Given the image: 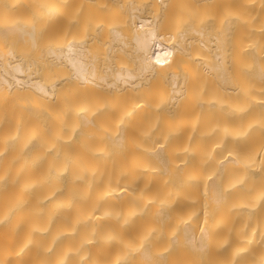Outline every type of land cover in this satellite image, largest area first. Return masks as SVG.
Wrapping results in <instances>:
<instances>
[{"label":"bare ground","instance_id":"bare-ground-1","mask_svg":"<svg viewBox=\"0 0 264 264\" xmlns=\"http://www.w3.org/2000/svg\"><path fill=\"white\" fill-rule=\"evenodd\" d=\"M38 1H40V0H38ZM49 1H51V0H49ZM74 1L75 0H73V2L72 1L68 2L69 6H70V3L72 2L75 4V5L71 4L74 8L78 7L80 3L78 4ZM77 1H79V0H77ZM84 1H82V2H84ZM102 1H103V3L109 2L108 0L107 1L100 0L99 6L102 5V4L100 5V3ZM111 1L112 0H110V2ZM143 1H144V4L140 5V6H137V5L131 6V4H130L129 6H131V8L129 10L127 7H125V8H127L128 11L124 10L123 14L117 13V12L115 14L114 11L110 10V13L111 12H112V14L114 13L113 15H118V14L124 15L123 17L121 16V18L123 20L120 19L121 22L118 21L119 25H121L120 28H115V27L109 28V25H108L109 29H107V27L105 26L107 23L106 24L104 23V25L101 27L102 29H98V30L97 29H95V30L91 29V33L89 32L90 35L86 34L88 38L85 36L87 39H85L84 36H83L84 39H82L83 37L81 39H77V38H79L77 36H80V33L82 34V32H83L84 33L83 35H85L86 30L90 31V28H92L91 25H90L91 27H89V29H88V27L86 29V26H84L85 25L83 22L84 20H82V19L85 17V15L83 18L80 16L81 19L78 17L79 14L77 15V19L79 18L78 20H82V22L78 21V23L80 22V24L82 23L84 25H80L79 29H81L83 26V28L81 30H74L75 28L73 29V27H72L73 25L76 27H79V26H77V25H79V24H77V20L73 19L75 16L71 17V16H73V14H71V12H73V11L75 12V9L73 10L71 6H70L71 8L67 6L68 9L70 8V11L73 10L71 12L67 11L71 15V16H68L69 14H65L66 10H68V9L64 10V13H63V8H64V4H65L64 0H54L52 4L50 2H48V3H50L49 6L52 5V7H53L52 11H51L52 13L51 12H49V13L51 14V17L53 19V22H54L53 25H55L54 27H55V31H56V33L54 31V33H55L54 37H56V38H54L55 39V41L53 43L54 45L52 44L53 47H50L51 49L49 50V54L47 53V56L49 55L48 57L52 58L53 66L51 68L54 71V73H52L54 76L53 81L51 80V83H49V84L47 83V81H49L51 78V76L49 74L50 70H48L49 71V73H48L49 77L46 76L43 79L44 81L47 80L45 78H48L49 80H47L46 82H43L41 79H38L37 78L38 76L35 75L36 73H39V72H37V70H38L37 67L35 68V66H34V64L36 62L35 60H32L33 62L32 61H23V59L21 57H16L13 54L12 50L7 51V53H4L3 51L0 52V264H76L77 262H74L75 260H73V256H75V254L80 256V258L76 256L80 260L82 258H84V260L87 261V259L89 260L90 258H93L91 256L95 257V255H98V256H96V258H97V257H99V254L108 253V252H110V250H113L114 255L117 254L116 255L117 257L113 258V256H111L110 258L115 259L116 261L118 260V262H119L120 256L124 255L121 252L124 251V253H126V251L123 250L124 247L122 248V251H120V249H121L120 247H122L125 243L122 242L123 245L117 243L120 241L119 238L117 237L118 239L116 238L117 239V241L115 242L116 244L114 243L117 247L119 246L117 248L114 244H111L110 241H108L109 237L112 236V238H114L113 234H117L116 231L118 232V230L120 233L119 228H121L125 223L127 224V223L131 222L130 224H134L132 221H134L136 219L137 220L139 219V221H140V218L143 217V216H141L142 213L144 215L146 214L147 216H149L148 214H151L154 216L155 212H157V211H152V209H151L152 213L154 212L152 214V213H150L151 211H150L149 207L153 208V206L155 205V202H156L157 207L156 206H154V207L160 208L161 205L159 206L158 203H161L163 200L164 203L163 202L162 203L165 206H163V204H162V207L167 208L165 210H161V211L159 210V212H157V216L162 218V219H166V218L168 219L170 217H171L170 219H172V216H173L174 217L173 221L176 222L177 219L175 217L178 218L179 214H177V216H176L175 212H180V220L182 219V214L184 216L185 215L187 216L188 214H192L191 216H193L194 215L193 212L194 211L197 212V210L193 209L196 206L193 205V201H191V200L195 199L194 196L197 198V195L199 196V193H197V195H196L194 192L195 190L193 191L194 194H192L193 192H191V191L193 190L194 187H196V189H198L200 191V189L197 187L200 180L199 181L196 180L195 182L192 181L193 183L191 182L192 184L195 183L194 187H192L193 185H191L189 183L191 180H188L189 182L183 181L184 183L187 182V185H185L183 183L185 186H187V187L190 185L191 186L188 187L187 190L185 189L186 193H184L183 192L184 188L180 189V188H182L181 186H183V184L179 185L180 186L179 192L183 193V195H185V196L181 195V198H179L180 194L177 190L178 186L176 185L178 183H176L175 185L177 187L175 185L174 186L177 189L172 188V190L170 189L169 191H171V193H172L173 189H175L174 194H176L175 192L177 190V193L179 195L178 194H176V195H178L179 199H176V198L173 199L171 197H174V195L171 194V196H170L168 194L170 192H168V190H166V189L165 190L167 193L165 192V190H162L161 188L159 191L158 187H157L158 191L153 190L154 188L151 191V185H150L151 182L148 181L149 176H146L147 178L145 179V176H144L145 174H143V173L148 170V168H149V166H151V164H155V165H152L149 168V170L153 166H155L157 168L158 165H160L163 168H167V166L169 164H172V166L175 165L176 160L179 161V159H181L185 163L184 165L186 167L193 165V170H194V163L193 164L191 163L192 162L191 159L193 157V160L195 161V155H192V157L191 156H183L184 155V153H183L182 156H178V157L177 156H171L170 154H169V156H163V149L164 148L163 147L161 148L159 146L156 149L153 148L154 150L152 149L150 152L148 151V153H151L150 154L151 156H145V154L146 155H149V154L146 153L147 151L144 152V150H142V152H144L143 153L144 156H135L137 153L134 154V156H132L133 154L131 156H125L126 152L123 153V151H122V150L125 151V149L119 148V147H122L123 143H126V142L128 143L129 141H132L133 139L134 140L132 142L134 144V141L143 140V142H144L145 138H149V137L153 138L152 140H154L155 138L157 139V137H160V138L165 137V139L164 138L163 139L168 141V142H166V145L168 143H170L171 141H172L171 142L172 144L174 141L177 144L178 143L177 139L180 142L182 141V143H181L182 145L184 143L183 141H186L184 143L185 144L184 150L186 149V145L188 147V144L190 141H192L193 145H194L195 141H202V144L207 142V143H209V145L208 144L207 145L211 146L212 144L210 145V143L213 141L214 146H215V142H217V144L219 142L220 145L226 143L227 146H229V147L233 146L230 148L231 151H229L228 147H227L228 151L225 149L226 152L230 153V156L229 155L224 156L223 154H222L223 156L220 154L219 155L216 154L218 156H216L215 154H214L215 156H209L210 155L209 153H211L213 150V149H211L212 147H209V149H211V152L208 149V154H206L207 156H205L208 159H206L205 157H204L205 160L202 157H201V159L200 158L196 159V160H198L196 162L202 163L201 161H203V163H205V165H206V162L209 163L208 165L212 166V171L216 172V173H214L215 174L214 177L212 176V178L208 181L205 178V182H202L203 184H201L204 186V187H201V188H203V189H201V191H204L208 194L207 195L204 194L207 197V198H205L206 199L205 209L206 208L207 209L204 210V213L202 212L203 216L201 215L202 218L201 217L200 218H201V220L202 219L204 220V221H202L203 224L208 223L209 229H206L207 225H206V227H205V225H203L204 227L198 226L199 225L198 223H197L198 225H194L193 220H195V222H196V219H194V218L192 219L193 225L192 224H186V225L184 224V226H182L183 224L179 225L178 224V222L180 221L179 218H178V222H177V224L181 228L180 234L178 233L177 236L179 237V235L182 234L183 239L186 241V243H187L186 245L188 247L199 250V251L200 250L204 251V250H207L209 247H214L213 249L215 252H213V249H212L211 253H214V255H216L215 256L216 260L213 261V262H216L215 264H223L224 263L223 259L226 255L227 256L229 254L233 255V252L230 253L231 248H230L229 244L227 246V245H225V243H222L221 245L218 243V242H220V235L225 234L224 230H223V225L219 222V220H220L219 218L222 217L224 212H228V210H230V209L233 210V208L237 205H241L243 208L246 207V204L248 202L246 196L250 193L246 187L245 177L247 175L252 174V172L256 169V167L258 168V166H260L261 168L257 169V170L260 169V171L264 167V163L262 162L264 159V140L263 141L260 140L261 136L264 138V126H263L264 124H260L262 127H259V125H257L258 128H256V129H255V127H257L256 125H255V127L251 125V123L255 124L254 122H250V121H249L250 123L248 122L252 126V127L250 126L251 128L248 127L249 125L246 126V123L244 124V122L241 124H237L238 119L236 117L239 118V116L242 115L243 112L241 114H239V116L235 117L236 120L233 119L234 115H233L232 119L229 118L232 116V115L228 114V111L230 113V106L232 109L234 106V108H235L234 109L235 111L233 110L234 113H236V110L239 113H240V111H243V110L245 111V108H247L248 106H246L243 101L247 100V104L249 102L248 101V95H246V94L248 93L250 95L249 96L250 99L253 96H251V94H250L251 92H246L247 89L249 88V86H248V88L245 87V85L241 86V82H242V84H244V83L242 81L243 77L240 78V76L237 77V75H236L237 73H240V71L238 70L239 68L237 69L238 65L236 66L235 69H237L239 72L237 70L234 71V68H232V70H231V68H230L231 63L229 64V66L227 65L229 63L228 62L229 60L231 62L233 56H231V59H229V60L226 59L227 58L226 54L229 51H225L223 39L218 38V37L216 38L213 35V38H215V39H208V42L206 43L205 39H202V36H201L202 32L196 29V27L198 28V26L202 23L201 20L198 21L197 19L195 20V22L198 21L200 23L196 22L197 26L192 24L193 26H195L194 29H196L193 32L198 34L201 37H195V38L190 37L189 35H187V30H181L182 27L178 26V25L179 24L181 25L182 22H183L182 24H185L184 22L186 21V19H187L186 16L188 15V14L186 15V12L187 13L189 12L192 14V11H194L192 9V11L190 12L189 11L190 9L188 8V6L185 5L186 3H183L182 5L183 6L185 5V7H187V9H185V8L183 9V6H181V4H179L182 2L178 3V1H181V0H146V1L143 0ZM185 1L186 0H184V2ZM204 1H206V0H204ZM204 1H202V2L204 3ZM0 2H2V1H0ZM4 2H6V1L4 0ZM42 2H44L45 4L44 3L43 4L45 6H47L46 5L47 0H45V1L42 0ZM90 2H91V4L95 3V1L93 2L91 0H90ZM112 2L115 3L114 0ZM116 2H118V1H116ZM202 2H200V4ZM15 3L16 2H13V4L9 3L10 5H8V7L6 6L7 10L4 8L5 6H3L4 9L2 8V10H4V11L5 10L6 11L14 10V12L12 11V13L17 14L18 10L21 6L19 4H15ZM24 3H26V2H24ZM105 3H104V5H105ZM123 3H121L120 5H122ZM189 3H194V1L191 0V2L189 1ZM195 3H194V5L193 4L192 5L195 6L196 5ZM234 3L235 2H233V3L231 2V8H232V5H234ZM240 3H242V2H240ZM28 4L26 3L25 5H28ZM76 4L78 6H76ZM84 4H86V3L84 2ZM205 4H206V2H205ZM226 4L230 5V2L228 1V3H226ZM96 5H98V3ZM112 5H114V4H112ZM112 5L107 4V6H104V7H106L105 9H108V6H109V7H112L111 9L115 10ZM118 5H115V6H116V8L119 9L120 6L117 7ZM188 5H190V4H188ZM197 5H198V3H197ZM87 6L88 5L86 4V8H87ZM178 6L180 8L181 7L182 8L177 9ZM1 7L2 6L0 4V9H1ZM40 7H41V5H40ZM196 7L198 8V6H196ZM227 7H228V5H227ZM31 8L33 10V7H31ZM83 8H85V5L83 6ZM89 8H90V10L92 9L91 6ZM175 8H176V10L180 9V12L182 11L183 12L182 14L186 15V16L180 17V16H182V14L179 15V11H175ZM231 8L229 7V9H231ZM49 9H51V7H49ZM93 9L95 11L99 10L98 8H97V10L95 8H93ZM93 9H92V11H93ZM173 9H174L175 13L173 12ZM206 9H207V6H206ZM77 10H79V9L77 8L76 11ZM80 10H82V9H80ZM119 10H121V9H119ZM185 10H187V11L185 12ZM231 10H229V11H231ZM234 10H235V13H233V11L229 12V14L231 13V15H229V16H232V15L235 16L236 15L240 20H242L240 17L241 15H237L238 9L236 11V8H234ZM241 10L243 11V8H241ZM4 11L2 13L5 14L6 12H4ZM36 11L34 13H36ZM46 11H48V10H46ZM86 11H88V8ZM92 11H91L92 18L96 19L98 17L100 19V17L97 15L99 13V11H98V13L92 12ZM107 11L108 10H106V12ZM116 11H118V10H116ZM125 11H127L128 13L125 14L126 13ZM240 11H239V13L242 12V11L241 12ZM259 11H260V9H259ZM19 12L21 13L22 11H19ZM41 12L42 11H39L38 14L40 15ZM83 12H85V11H83ZM94 13H96V14H94ZM168 13L171 16L179 15V16H177L176 21H178L180 23L174 21L176 16L171 17L170 20L167 17L168 21L170 23H171V21H172V23L173 22L176 23L175 27L177 26V28L174 27L175 30H174V28L170 27L171 25L170 26L166 25V26H169L167 28L162 23L163 19H165V17L167 15H169ZM193 13H195V12H193ZM22 14H23V12H22ZM47 14L44 13L45 16ZM50 14H49V16H50ZM74 14H76V12ZM93 14L95 16L96 15L97 16L93 17ZM101 14H102V12H100V15ZM106 14H105V16H106ZM108 14H107V16H108ZM112 14H109V15L113 16ZM25 15H24V17H25ZM119 15L116 16L115 18L119 17ZM194 15H198V14H194ZM28 16H30V15L28 14ZM66 16L68 18H66ZM89 16H91V15H89ZM105 16H101V17H105ZM190 16L192 18V15H190ZM227 16H228V14H227ZM245 16H247V15H245ZM20 17H23V16L20 15ZM24 17L22 19L23 21L25 19ZM44 17L42 19H44ZM179 17H180V19L181 18H186V19L185 20L181 19V21H180ZM247 17H249V16H247ZM26 18H27V15H26ZM64 18H65V21H64ZM69 18L73 19V20L71 21ZM119 18H117V20H119ZM193 18L195 19L196 17H193ZM242 18H244V17H242ZM46 19H47V17H46ZM67 19L70 20L69 23H68ZM88 19H90V18H88ZM22 20L20 21V20L15 19V21H13V22L10 20L11 21L10 25H9V23H7V26H4V27L2 26V28L0 27V36H2V37L4 35L6 36L8 33L10 34L11 32H15V34L18 35V33H16V32L22 33L23 31L27 32L29 35L31 30L34 29L33 25H29L30 21H29V24L27 22L26 24L29 25L30 30H26V27H25L26 24L22 23ZM25 20H27V19H25ZM101 20H103V18ZM104 20H105V18H104ZM5 21H7V20H5ZM41 21H43V20H41ZM73 21H76V24H74L75 22H73ZM109 21H110V19H109ZM109 21L107 20L106 22L109 23ZM168 21H166V23ZM50 22H52V21H50ZM87 22H89V21H87ZM87 22H85V23L87 24ZM169 22L167 24H169ZM239 22L240 21L238 20L236 23H239ZM4 23L6 24V22H4ZM101 23H103V22L101 21ZM175 23H173V24H175ZM243 23L244 22H242V24H240V27L243 26ZM32 24H34V23H32ZM116 24H118V23H116ZM247 24H248V26L251 25L249 23H247ZM247 24H246V27H247ZM65 25L68 27H66ZM237 25H239V24H237ZM244 25H245V23H244ZM203 26H204V24H203ZM103 27H105V30L103 29ZM236 27L238 28L239 26H236ZM169 28H171V30ZM201 28L203 29L202 26H201ZM65 29H66V31H65ZM176 29H179V30L176 31ZM183 29H185V28H183ZM244 29H245V27H244ZM92 30H93V32H92ZM218 30L220 31L219 27H218ZM233 30H234V28L232 29V32H234ZM237 30H239V28ZM73 31H74V33H73ZM77 31H78V33L79 32L80 33L76 36V39H75L74 35L77 33ZM240 32L241 31H239V33ZM243 32H244V30H243ZM248 32H246V33H248ZM27 33H25V34H27ZM244 33L242 36L243 38H244ZM188 34H190V33H188ZM196 34H195V36H196ZM30 35L32 36V33H30ZM237 35H238V32H237ZM21 36H22V34H21ZM51 36H52V34H51ZM204 36H205V34H204ZM239 36L241 38V35H239ZM246 36H248V34H246ZM9 37H11V36H9ZM14 37H15V35H14ZM250 37H248V38L250 39ZM255 38H257V37H255ZM8 40L10 41L11 39H8ZM231 40H230V42H231ZM236 41L239 42V39ZM236 41H235V43H236ZM37 42L39 43V41H37ZM195 42H197L196 43L197 45L195 44L196 45L195 48H197V50H199V46H200L203 49L207 48L206 51H208V48H209L210 51L213 53L215 62L212 65H205V66L200 65L201 68H199V70L201 72L199 70H198V72L202 74V77H203V74L205 75L204 77H206V76L208 77V78L207 77L204 78L203 80L210 79V80L206 81L207 83H210V82L212 83V80H213L215 82V84H217V86L211 85V87L215 86L216 89L218 87V91L220 92V93L218 92V96H219L218 98L220 100V103L218 102L219 100L217 101L218 104H217V102L216 103L214 102V101H216V99L214 100L212 97H211V100L213 99L212 101L214 103H211L212 102L211 100H208V102L206 100L207 103H202V102H205L206 98L204 99V97H203L204 101L202 98H200L202 100L199 99L198 101H201V103H202L201 105L204 107V109L210 108L211 110L210 109L209 110L212 111V112H207L208 111L207 110L205 112L203 109V113H205L204 114L205 118L207 117V119H208V117H212L209 114H212V115L215 114L214 116H216L217 113H219V115L221 114L220 119L223 122L220 121V119L218 118L219 119L218 121H220L221 123H220V125H219V122L216 123V121H215V120H217V116H216V117H212L213 118L212 121L214 120V118H216L214 120V122H211L210 121L211 119H208V121L211 122V124H208L210 122L207 123V120L204 119V117H203L204 115H203L202 116L203 120L205 121V123H207V124H204V121L202 123V120L201 121L197 120L198 115L196 113H198V114L200 113L197 111V109L199 110L198 106H196V108H195V106L192 108L189 105L190 106L189 108H191V109L186 108L187 110H191V111H195V112L197 111V112L196 113L194 112L193 113L194 115H192L191 111H190L191 114H188V112H187L188 115L185 114V116H187V121L189 120V118H191V116H192V118L190 119V121L187 122V121H185L186 117L185 118L183 117V119H184L183 123H185L186 126L183 127L184 125L182 123L181 124L183 125L182 127L184 128L185 131L183 130L184 133L183 132L182 133H176V132H178L176 129H179L180 126L177 125L178 128H177V126H176V128H174L175 126H174V123L172 122L173 117L176 115L177 111L180 112L179 110H181V112H182L183 109L182 108L179 109V108H180V106L183 107L185 105V103L183 104V101L185 102V100L189 98V95L188 96L186 95L187 89L188 88L190 89L191 86H194L193 84L192 85L189 84V82L187 81V80H189V78H187L183 73H181V71L185 72V70H183L181 67L186 68V64L189 63V62L187 63V61H185L184 59H186L187 56H189V54H191L193 51L196 50V49L194 50L193 48H191L190 49L191 53L189 52V48L193 47L191 44H194ZM14 43H13V45H14ZM47 43L48 42H46L45 44H47ZM98 44L101 45V46L99 45L100 47L104 46V47H102L104 49L103 51H98V50H100L99 49L100 47L96 51L97 48L95 46H97ZM232 44H234V43H232ZM236 44H239V43H236ZM242 44H241V46L238 45L239 48L237 46H235V48L236 47L238 48V50H237L238 53L242 52V50H240V52H239V49H242L243 45L246 46L247 43L243 44V45ZM256 46H257V44H256ZM259 48H260V46L258 47V49ZM203 49L200 48L201 53L203 52L202 51ZM234 50L235 49H233V51ZM237 51H236V54H237ZM196 52L198 53L199 51H196ZM200 52L198 54V57L202 55V54H200ZM204 52H205V50H204ZM204 52H203V55L205 54ZM230 52L232 53V50H230ZM244 52H245V50L243 51V53ZM261 52L262 53L257 51L256 53H258V54L260 53L259 55H260L261 59H263V61H264V49H262ZM15 53L17 54V51ZM231 53H230V55H233ZM248 53L251 55L246 56L245 59L246 60L248 59V61L251 62L252 59L249 60V58H250V56H251V58L254 57V53L252 50H249ZM236 54H235V56H236ZM208 55H210V54H208ZM239 55L241 56V54H239ZM245 55H247V54L244 53L243 56L245 57ZM5 56H7V58ZM240 56H238V54H237L236 61H237V59H241L243 57V56H241V58H240ZM191 57H190V59H191ZM205 57L203 56V58L207 62V57L206 58ZM247 57H249V58H247ZM201 58H202V56H201ZM208 58H209V56H208ZM121 59H124L123 60L124 62L121 61ZM126 59L129 62L126 61ZM209 59L211 60V58H209ZM209 59H208V62H210ZM257 59H259L258 61L261 60L258 56H257ZM183 60L186 62L184 66L182 64V62L184 63ZM186 60H189V59H186ZM242 60H241V62H242ZM236 61H235V63H236ZM258 61H257V63H258ZM125 62H128L129 64H127V63L123 64ZM245 63H246V61H245ZM253 63H254V61H253ZM191 64H192L191 66H193V63H191ZM259 64L261 65V63H259ZM31 65H33L34 67ZM44 65H45V63H44ZM229 68H230V70H229ZM180 69H182V70H180ZM193 69H196V68H193ZM193 69H192V71H194ZM45 71H47V68L45 69ZM186 71H188L187 68H186ZM42 72H44V71H42ZM232 72L235 73L236 77H234ZM245 72H247V71H245ZM46 73L47 72H44V73H42V75H47ZM191 73H193V72H191ZM255 73H254V75H255ZM257 73L260 74V72H257ZM230 74L232 77L230 76ZM246 74H248V72ZM188 75L191 76L192 74H188ZM199 75L197 76V79H198ZM261 75H262V73H261ZM261 75H259V77ZM195 77H192V78H195ZM239 78L242 80L240 81V83H239L240 86L238 87L237 81H239V80H235V79H239ZM232 79H233V82L235 81L236 83H233ZM262 79H264V78H262ZM200 81H201V83H200L201 85L198 84L199 83L198 80H197V82H198L197 84H198V86L200 85L202 88L203 84L206 82L204 81V83H203L202 80H200ZM259 83H261V82L259 81ZM189 85H190V87H189ZM234 85L235 86L237 85V86L235 87ZM198 86L195 85L194 87H192V88H194L193 90H195V88H197ZM205 86L203 88H205ZM208 87H209V85H208ZM237 87L240 89H238ZM198 89H200V88L198 87ZM242 89H244V90H242ZM249 91H251V90L249 89ZM188 92H189V90H188ZM191 92H192V94L195 93L193 91H191ZM216 92H217V90H216ZM190 93H188V94H190ZM199 93L200 92H198V95L195 97H198V96L200 97ZM253 93H255V92H253ZM253 93H252V95H253ZM159 94L164 96L162 98L163 100L165 99L164 102L162 100L161 103H159L160 102V101H158L160 98ZM219 94L226 101H224L220 97ZM185 95L188 98L184 97ZM207 95H208V92H207L206 96ZM214 95H215V93H214ZM192 96L194 97V95H191L190 98ZM193 97L190 100L192 101V99H193L192 104L194 105L195 104L194 101H197V99L199 97L198 98H193ZM215 98H216V96H215ZM254 98H256V97L254 96ZM235 99H237V101ZM46 100H48V101H46ZM49 100H51V101H49ZM238 100H240L242 104ZM45 101L48 103H46ZM209 101H210V103H209ZM222 101H224L226 103L223 105L224 102L222 103ZM232 101H233V103H230ZM235 101H236V104L234 103ZM19 102H24V104L26 103L27 104V107L25 106L26 108L29 107V104L33 105V103H37V105H39L38 103H41L40 105L43 104V105L47 106V108H48V106L50 105V102H51V104L53 103L52 105L54 108L51 106L50 107L53 108L54 110L53 109H50V110L51 111L53 110L54 113H56V115H54L53 113L52 114L57 118V119L56 118L55 119L58 120L57 122H54V121L53 122L57 123L56 124L57 126L60 124V122L64 123V125L67 123V125H65V126H68V128H69L68 131H70V128H71V134L72 135L69 132H67V133H69L71 135L70 137H73L72 138L73 141L69 138L70 139L69 142H71V143L72 142H75V143L78 142L75 145H79L80 143H83L81 145V148L79 147V149H81V150L78 149L79 152L81 151V153H82V148H84L85 146L90 147L91 145H93L90 143H97L98 142L99 144L101 143L103 145L104 144L106 145V146L104 145V147L102 145L103 149L100 148L104 153L107 154V152H108V154H110L111 153L110 150H112L113 153L118 154L121 152L124 154V156H122V155L121 156H118V155H116V156H113V155L112 156H102L101 154H100V156H95L96 154H93V150H92L93 147H91V151L88 150V147L87 148L85 147L86 148V149L84 148L86 150L85 154L82 153L83 154L82 156H81V154L78 155L77 154L78 150H75V148H78V147L73 148L72 146H74V145H72L71 147L73 149L69 150L71 147L69 149L67 148V147H69L68 145H71V143L68 142L69 143L68 144L65 142L66 139H68L67 138L68 134H67V136H64L66 138L63 141V142H65V144H68L67 147L63 146L64 148H67L68 150L67 149L64 150V148L61 150L64 153L68 151V154L66 153L65 155H62L64 153L61 154V152H60L61 155H59V156H46V155L44 156V154H43V156H40L39 155V153H41L40 151L41 150L43 151V149L45 147L47 148V146H45L47 144L46 143L47 141L45 139V143H46L44 145L45 147L40 150V148L43 147V146L42 147L39 146L42 143V140L41 141L39 140L40 139L39 137L43 136L42 131L40 132L41 135L37 138L38 140L37 139H35V140L28 139V138H31V136L32 137H35V135L38 136L37 134H39V133L36 131H39L38 128H40V127L35 126L34 122H33L34 125H32V126L25 124V120L28 119L27 113H30V115H29V117L31 116L30 119L32 118V116L36 117V118H37V116L36 115L34 116L32 114L33 112L31 110L28 112L23 111V110L18 111V110H20L21 107H23V106L20 107V104H19L20 108H18L16 110V112L18 111L19 113L18 114L16 112L14 114L12 113L13 108H11V107H12L13 103L15 104L14 108H16V106L18 107L17 103H19ZM187 102H188V100L186 101V106H187ZM254 102H256V101H253V103ZM9 103L11 105L10 107H8ZM44 103H46V104H44ZM158 104H161V105L159 106ZM221 104L223 106H225L226 104L227 105L224 108ZM228 104H230V105H228ZM254 104H256V103H254ZM37 105L30 106V108L36 107ZM196 105H197V103H196ZM214 105L218 106L220 111L217 109L218 107H215L217 110L216 109L213 110ZM219 105H221L223 108ZM236 105L239 106L240 109L235 107ZM242 105H244L246 107L244 108V106H242ZM252 107H254V105ZM42 109H43V106H42ZM227 109H229V110H227ZM184 110H183V112L185 113L186 110L185 111ZM247 110L249 111V109H247ZM215 111H217V112H215ZM248 111H245V112L248 113ZM46 112H47V110H46ZM48 112L50 113L49 110H48ZM201 112H202V110H201ZM245 112L243 113L244 115H246ZM22 113L24 115H26V118H23L24 116L22 115ZM41 113H40V115H42ZM222 113H224V114H222ZM252 113L254 114V110ZM15 114H17L16 118H15ZM253 114H250V115L252 116ZM177 115L175 116V118L178 117L177 120H180L181 116H177ZM199 115H202V113ZM159 117H161V119ZM162 117L165 119L168 118L169 120L168 119L167 120L169 122L167 120H164V119H163L164 121H162ZM198 117H200V116H198ZM202 117H200V119ZM244 117L245 116H243V118ZM152 118H154L155 120ZM157 118H158V120H157ZM170 118H172V119L170 120ZM175 118H174V122L176 121ZM195 118L197 121L196 120L194 121ZM148 120H149V122H153V123H154V121L157 122V123L156 122L154 123V125H157V126H155L156 128L153 129V130H155V132H149L148 131L146 133L143 132V134H141V132L136 134L137 133L136 130L138 128H140V126H142L144 124V122H148ZM230 120H232V122L236 121V123L231 124ZM239 120H242V119L239 118ZM239 120H238V123L240 122ZM261 120H263V119H261ZM191 121H193V122H191ZM243 121H244V119H243ZM160 122H162V123L166 122L165 124H167L166 125L167 128L170 126H172V127L174 126L172 128L174 130V132H173V130L171 131V132H173V134L171 136L169 134H167L168 132H170V130L165 128L164 126H163V128H165V130H167V132L166 131L164 132V130H163L162 132H164V134L166 135V136H163L164 134L161 133V131L159 130V129H161L160 127H162V125L161 126L159 125V124H161ZM196 122L197 123L199 122L198 123L199 126L196 125L197 124ZM263 122H264V120H263ZM29 123H30V121H29ZM169 123H170V125H169ZM171 123H173V125H171ZM175 123H177V121ZM200 123H202V124H200ZM49 124H50V120H49ZM145 124H144V126H145ZM177 124H180V123H177ZM192 124H193V126H192ZM230 124L233 126H231ZM56 125L54 124V127L58 128V130L56 129V131H55L56 134H55V132L51 133V134H53L52 137H55V136H57V134H59V136H57V138L58 137L62 138L63 135H62V133H60V131H62L60 129L61 127H59V126L57 127ZM110 125H112V127ZM235 125H236V127H235ZM39 126H41V125H39ZM234 127H235V129H234ZM193 128H195L194 131L192 130ZM248 128H250V129L248 130ZM105 129H106V131H105ZM156 129H158L159 131H156ZM170 129H171V127H170ZM233 129L235 131L237 130V131L241 132V133L238 132L237 136L238 135L240 136V134L241 135L243 134L242 135L243 137L245 135H247V137L245 136V138H247L245 141H244L245 138L242 139L244 144L243 143L242 144L241 143L236 144L237 142L232 141L233 138L231 139V137L235 136V135L233 134L230 137V132H231V130L233 132H235ZM53 130H55V128ZM181 130H182V128H181ZM156 132H158V135ZM65 133H66V131H65ZM154 133H156V134L154 135ZM60 134L62 136H60ZM45 135H47V134H45ZM137 135H139L140 138H138ZM237 136H235L236 139H237ZM166 137H167V139H166ZM168 137L169 138L172 137V140H171V138L169 139ZM235 137H234V139H235ZM248 137H250L251 139ZM255 137H257V138L254 139ZM42 139L44 140V138H42ZM52 139H54V138H52ZM62 139H64V138H62ZM173 139H174V141H173ZM236 139H235V141H237ZM238 139L241 140V138H238ZM242 140L240 142H242ZM54 141H55V139H54ZM156 141H158V140H156ZM132 142H130L128 144H131V146H133ZM51 143H53V140L51 141ZM135 143H136L135 145H138V146L139 145L141 146V144H142L140 142L139 143L135 142ZM49 144L50 143H48L47 145H49ZM56 144H58V142ZM143 144H146V143L144 142ZM143 144H142V146H143ZM107 145H111L112 147L111 146L107 147ZM125 145L123 147H125ZM205 145H204V148L207 151L206 148L208 146L206 147ZM237 145H239V146L236 147ZM51 146H53V144H51ZM98 146H100V145H98ZM114 146H115V148H114ZM127 146H130V145H127ZM152 146H153V143H152ZM197 146H200V145H197ZM224 146H226V145L224 144ZM57 147H58V145H57ZM105 147H107V148H105ZM110 147H111V149L108 151V148H110ZM116 147H118V148H116ZM148 147H151V146H148ZM153 147H155V146H153ZM179 147L181 149V146H179ZM202 147H203V145H202ZM61 148H62V146H61ZM133 148L134 147H131L129 150H131V152H132ZM143 148H144V146H143ZM165 148H166V146H165ZM171 148L173 149V147H170V149ZM188 148H190V147H188ZM194 148H193L192 152L194 151ZM222 148H224V147H222ZM222 148H219L218 150H220ZM56 149H57V151L58 150L60 151V149H58V148H56ZM84 149H83V151H84ZM146 149L149 150L148 148H146ZM167 149H169V148H167ZM47 150L48 149L45 150L46 154H47ZM135 150H133V151L136 152ZM202 150H204V149H202ZM202 150H201L202 154L200 153V151H199V153L201 154V156L202 155L204 156L206 152L204 153V151L202 152ZM87 151H88V154L92 153L93 155L91 154L92 156L91 155L85 156V155H87L86 154ZM169 151L171 152V150H169ZM174 151H173V154H174ZM179 151H181V150H179ZM54 152H55V150H54ZM69 152L71 154H69ZM131 152H130V154H131ZM139 152H140V150H139ZM139 152H138V154L141 153V152L140 153ZM186 152L190 153L187 150H186ZM219 152H221V150ZM42 153H44V152H42ZM194 153H196V152L194 151ZM199 153H197L198 157H199ZM215 153H218V151ZM50 155H51V153H50ZM127 155H128V153H127ZM211 155H212V153H211ZM251 155H253V156H251ZM179 157H182V158H179ZM176 158H179V159H176ZM252 158H254V160L257 158L258 160L261 161V163L257 159L256 160L258 161L259 164L256 162H252L251 161ZM124 160L125 161L131 160L132 163L129 162L128 164L134 165V163H135L136 164L134 166L135 168H132L133 165H130L131 167L128 166V164L125 165L127 168L125 166H123L124 163L126 164V162ZM262 163H263V165H261ZM146 165H149V166L147 167ZM145 166L147 169L145 168ZM155 167H154V169H156ZM175 167L176 166H174V168ZM186 167H185V169H186ZM190 167L188 169H192ZM125 168H126V170H128L129 173L127 171L124 172ZM130 168L134 170V172H132L133 174L130 173V171H131ZM174 168L172 167V169H174ZM209 168H211V167H209ZM172 169H171V171H172ZM185 169H182V170H185ZM158 170H161V168ZM178 170H180V169H178ZM199 170H201V169H199ZM185 171L188 172L187 169ZM185 171L183 172V174H185ZM192 171H189L191 173H189V172L187 173L188 179H192V177H193ZM205 172H207V171H205ZM147 173H148V171H147ZM258 173H259V171H258ZM183 174H182V176H183ZM189 174L191 175V177H189L190 176ZM196 174H194V178H195ZM209 174H210V176H211V174L213 175V173H211V172ZM209 174H208V176H209ZM129 175H131V176H129ZM141 175H143V176H141ZM148 175H150V173ZM197 175L199 176V174H197ZM140 176H141V179H140ZM165 176H166V174H165ZM142 177H144V178H142ZM166 177H164V178H166ZM129 178H130V181L128 180ZM150 178H151V175H150ZM164 178H163V180H164ZM131 179H134L133 182L136 184V186L131 181ZM196 179H197V177H196ZM123 181H125L126 184H128V185L127 186H126V184L124 185ZM128 181L130 183H127ZM143 181L146 182V185H145V182H143ZM138 183H140V184H138ZM121 184H123V186ZM147 184H149L150 186ZM172 184H173V182H172ZM179 184H180V182H179ZM129 185H131L132 188ZM137 185H139L140 188ZM156 185H158V184H156ZM133 186H135V188ZM146 186H147V188H146ZM205 186H206V189H205ZM122 187H125V188H122ZM148 187H150V188H148ZM172 187H173V185H172ZM144 188H146V189H144ZM191 188H192V190H189ZM251 190L252 189H250V192H251ZM153 191H155V192H153ZM201 191H200V193H201ZM149 192H151V193H149ZM190 192H191V194H188ZM152 193H154V194L156 193L155 196ZM246 193H248V194L246 195ZM186 195H188V197ZM167 196L169 198H167ZM189 196H192L193 199H192V197H189ZM175 197H177V196H175ZM183 197H185V198H183ZM186 197L188 198V200ZM155 198H156V200H155ZM189 199H191V200H189ZM169 201L172 204L171 207H168V206H170L169 205L170 203H168ZM196 201L194 200V202H196ZM139 203H140V205L142 204L141 207H140ZM151 203H154V205L153 204L151 205ZM166 203L168 204V206H166ZM137 204L140 207V208L138 207V209L142 210V211H140L141 213L139 212L140 214L136 211V210H138V209H136ZM191 204L193 205V208H192ZM144 206H146V207L144 208ZM188 206H191V208H190V210L188 209L186 211V208ZM199 206H200V203H199ZM262 206L260 208H262ZM252 207H250V208H252ZM197 208H198V206H197ZM143 209H145V210H143ZM183 209H184V211H186V212H184L185 214L182 212ZM148 210H149V213L147 214ZM153 210H154V208H153ZM189 211H191V212H189ZM172 212L174 213L175 216L172 215L173 214ZM181 212H182V214H181ZM151 215H150V217H151V219H153V216H151ZM196 215H197V213H196ZM147 216H146V218L150 219ZM186 216L183 217V219L189 218ZM155 217H156V215H155ZM160 218H157V219H160ZM205 218H207L206 221L208 219H210V220H208L206 223ZM145 220H147V219H145V217H144V219L142 221L144 222ZM139 221H137V222L139 223ZM142 221H140V224ZM149 221H151V220H149ZM173 221H172V223H173ZM188 221H189V219H188ZM209 221H211V224H215L214 226H211L212 228L209 227V224H210ZM157 222H159V221H157ZM199 222H200V220H199ZM145 223H147V222L145 221ZM169 223H170V221H169ZM169 223H168V225H169ZM117 224H118V226L120 224H123V225H121V227L118 228L116 226ZM115 227L117 230L115 229ZM123 227H125V226H123ZM132 228H133V226H132ZM145 228H147V227H145ZM122 229H124V228H122ZM134 229H133V231H136V229L135 230ZM157 229H159V226ZM126 230H127V228H126ZM130 231H132V230H130V228H129V235H127L128 233H126V234L124 233V234L126 236L130 237V233H131ZM149 231H151V228ZM262 231L264 232V229ZM121 232H123V231H121ZM136 232H140V231H136ZM124 234L121 236L124 237L125 236ZM138 234H140V233H138ZM141 234H143V233H141ZM131 237H133V236L131 235ZM106 238H108V239H106ZM124 238H126V237H124ZM124 238H123V240H124ZM261 238H262L261 243L264 244V237H261ZM136 240H134V241H136ZM148 240L150 241L149 237H148ZM73 241H76V242H73ZM127 241L129 242V240H127ZM107 242H109V243H107ZM140 243H141L140 246H142V242H140ZM127 244H130V243H127ZM148 244H150V243H148ZM144 245H146V244H144ZM150 245L153 246L152 244H150ZM151 246H149V247H151ZM183 246H185V245H183ZM129 247H131V246H129ZM132 247H134V246H132ZM153 247H156V246L154 245ZM146 248L147 247H145L143 252H142L143 249L140 250L142 252V253L140 252V255H142V257L144 259H146V258L148 259V257H150L151 249H152V251L155 250V249L151 248V249H149L150 251H148V248L147 249ZM114 249H116V251ZM137 249H139V248H137ZM157 249L158 248H156V250ZM126 250H128V247ZM132 250H133V248H132ZM209 250H210V248H209ZM117 251L122 255H119V253H117ZM131 251L128 250V254ZM133 252H135V251L133 250ZM155 252H157V254H155L153 252L152 253L157 255V256H160V255H158V251H155ZM159 252H161V250H159ZM113 253H111V254L108 253V254L112 255ZM108 254H105V256ZM109 255H108V257H109ZM155 255H152V257H154ZM230 255L228 256V258L230 257ZM101 256L103 257L104 255H101ZM263 256H264V253L261 254L262 260L260 259L261 260L260 264H264L263 263L264 262ZM124 257H125V255H124ZM96 258L92 259V261L93 260L94 261L90 262V264H92V263L94 264L95 260H97ZM103 258H105V257H103ZM103 258H102V260H103ZM137 258L138 257H135V259H137ZM102 260L100 258V264H101V262L103 263ZM106 260H108L109 264L112 263V260L109 261V258L108 259L106 258V259H104V262H105L104 264H108V263H106L107 262ZM115 260H113V262ZM137 261H139V258L137 259ZM137 261H135V262H137ZM82 262H81V264H82ZM97 262H99V261L97 260L95 262V264H97ZM141 262H140V264H141ZM78 264H80V262ZM124 264H126V263H124Z\"/></svg>","mask_w":264,"mask_h":264},{"label":"rangeland","instance_id":"rangeland-1","mask_svg":"<svg viewBox=\"0 0 264 264\" xmlns=\"http://www.w3.org/2000/svg\"><path fill=\"white\" fill-rule=\"evenodd\" d=\"M0 1H2V2H0V4H1V11H0V27L2 28V26L4 27V26H7V23H9V25H10V22L12 21H15V19H17V20H22L23 19V17H24V15L26 14L27 15V18H26V15H25V19H27V20H25L24 19V21L22 20V23H27L28 22V24H29V21H30V24L29 25H33V30H31V32L30 33H32V36L30 35V33H29V35H28V33L27 32H16V33H18V35H16L15 34V32H11L10 34L8 33L5 37L3 36H0V41L2 42H0V52L1 51H3L4 53H7V51H9V50H12V52H13V54L16 56V57H21L22 59H23V61H32V60H35L34 62H35V64H34V66H35V68L37 67V69L39 70H37V72H39V73H36L35 75L36 76H38L37 78L38 79H41L43 82H46L47 80H49L48 78H45V79H47V80H43L44 79V77H46V76H48L49 77V74H50V76H51V78H50V80L49 81H47V83L49 84V83H51V80L53 81V78H54V76H53V74L52 73H54V71H53V69L51 68L52 66H53V64H52V58H50V57H48L47 56V53L49 54V50L51 49L50 47H53V43H54V41H55V39L54 38H56V37H54L55 36V33H56V31H55V25H53V19H52V17H51V14L49 13V12H51L52 11V5L51 6H49L50 5V3L52 4L53 3V1L54 0H51V1H49V0H47V6H45L44 4V2H42V0H40V1H38V0H5L6 2H4V0H0ZM12 1V2H11ZM26 2L28 5H25L26 3H24V2ZM45 1V0H44ZM70 1H72L73 2V0H64V8H63V13H64V10H66V9H68V7H72V9L74 10L75 9V12H76V14H74L75 12L73 11V10H71V11H73V12H71L70 11V8L68 9V10H66V12H65V14H69L68 16H71L70 15V13H68L67 11H69V12H71V14H73V16H71V17H74L73 19L75 20H77V24H79V25H77V26H79V27H76V26H72L73 27V29L74 30H81L82 28H83V26H82V28L81 29H79L80 28V25H84V26H86V29H87V27H88V29H89V27H91L92 26V28H90V31L89 30H86L85 28V30H86V32H85V35H83L84 33L82 32V34L80 33V36H77L79 33H78V31H77V33L74 35V37H75V39H76V36L77 37H79V38H77V39H81L83 36L85 37H87V35H90V33H91V29H102L101 27L104 25V23L106 24L105 26L107 27V29H109V28H112V27H115V28H120V26L121 25H119V22L118 21H120L121 22V20L120 19H122L121 18V16L123 17L124 15H119V17H117V18H119V20H117V18H115L116 16H118V15H113L112 14V12L110 13V10L111 11H114L115 12V14H116V12L117 13H124V10H127V8H128V10L131 8V6H140V5H143L144 4V1L143 0H114L115 1V3L114 2H110V0H108L109 2H107V3H105V5H104V3H103V1L100 3V5L101 6H99V2H100V0H91V1H95V3H93V4H91V2H90V0L87 2L86 0L84 1V0H82V1H84L88 6H87V8H88V11L90 10V6L92 7V9L93 8H95L96 10H97V8L99 9V10H97V11H95L94 9H93V11H92V9L88 12V11H86L87 10V8H86V4H84V2H82L81 0H79V1H77V0H75L74 2H76V3H80L79 4V6L76 4V6H78V7H73L71 4H73V5H75L74 3H70V6H69V3L68 2H70ZM97 1V2H96ZM105 1H107V0H105ZM116 1H120L119 3L118 2H116ZM132 1V2H131ZM136 1V2H135ZM141 1V2H140ZM146 1V0H145ZM190 2H191V0H189ZM189 1L188 0H186L185 2H184V0L182 1H178V3L179 2H182V3H179V4H181V6H183L182 4L183 3H186L185 5L186 6H188V8L190 9L189 11L191 12L192 11V9L194 10V11H192V14L191 13H187L186 11L187 10H185V12H186V15H183L182 13V11L180 12V9L182 8H180L179 6L177 7V9L178 8H180L179 10H176V8H175V11H179V15H181L182 14V16H180V17H184V16H186L187 17V19L186 18H181V19H186V21L184 22L185 24H182L181 23V25L179 24L178 26H181L182 28H181V30H187V35H189L190 37H201L202 36V39H205V41H206V43L208 42V39H215V38H213V35H214V37H218V38H221V39H223V42H224V46H225V51H229V52H227V58L226 59H231V56H233L232 57V60H231V62H230V60L228 61L229 63L227 64L228 66H229V64L231 63H233L232 65L230 64V68H231V70H232V68H234V71L235 70H237L238 68V70L240 71V73H237L236 75H237V77H239L240 76V78H242V79H235V80H239V81H237V85H238V87L240 86V81L242 80L243 81V83L244 84H242V82H241V86L242 85H245V87H247L248 88V86H249V88L247 89V91L246 92H251L250 94H251V96H253V97H251V99L249 98V94L247 93L246 95H248V101L250 102H248V104H247V100H245L244 98V100L245 101H243L244 102V104L246 105V106H248L247 108H245L246 106H244V105H242V106H244V108H245V111H248L247 109H249V111H248V113H246L244 110L243 111H240V113L236 110V113H234V106H233V109L231 108V106H230V113H229V111H228V114L229 115H232L231 117H229V118H233V115H234V120H236L235 119V117L236 116H239V114H241L242 112L244 113H246V115H244L243 113H242V115H240L239 116V118L240 119H242V120H239V118L238 117H236L240 122L238 123V120H237V124H241V123H243L244 122V124L246 123V126L247 125H249L248 127H250L251 125L252 126H254L255 127V125L257 126V125H259V127H262L260 124H264V122H263V120H264V79H262V78H264V61H263V59H261V57H260V53H262L261 51H262V49H264V0H206V1H204V0H192V1H194V3L196 4L195 6H193L194 5V3H189ZM202 1H204V3L202 2ZM228 1L230 2V5L229 4H226V3H228ZM13 2H16L15 4H19L20 6V8H19V10H18V13L17 14H13L12 13V11L14 12V10H12V11H6L7 10V7H8V5H10L9 3H12L13 4ZM19 2V3H18ZM42 2V3H41ZM48 2H50V3H48ZM124 2V3H123ZM128 4H127V3ZM200 2H202L201 4H200ZM205 2H206V4H205ZM231 2L233 3V2H235L234 3V5H232V8H231ZM240 2H242V3H240ZM5 3V4H4ZM7 3V4H6ZM32 3V4H31ZM44 3V4H43ZM98 3V5H96ZM110 3V4H109ZM121 3H123L122 5H120ZM197 3H198V5H197ZM210 3V4H209ZM238 3V4H237ZM31 4V5H30ZM35 4V5H34ZM38 4V5H37ZM68 4V5H67ZM91 4V5H90ZM107 4L108 5H112V4H114V5H112L113 7H114V9L115 10H113V9H111L112 7H109L108 6V9H105L106 7H104V6H107ZM119 4V5H118ZM131 4V6H129ZM188 4H190V5H188ZM193 4V5H192ZM205 4V5H204ZM40 5H41V7H40ZM85 5V8H83V6ZM115 5H118L117 7H119V9H121V10H119L118 8H116V6ZM185 5L183 6V9L185 8V9H187V7H185ZM209 5V6H208ZM227 5H228V7H227ZM260 5V6H259ZM3 6H5L4 8L6 9L5 11L4 10H2V8H3ZM7 6V7H6ZM35 6V7H34ZM66 6V7H65ZM68 6V7H67ZM191 6V7H190ZM194 8H193V7ZM196 6H198V8L196 7ZM201 6V7H200ZM206 6H207V9H206ZM263 6V7H262ZM23 7V8H22ZM31 7H33V10H32V8ZM49 7H51V9H49ZM82 7V8H81ZM100 7V8H99ZM102 7V8H101ZM125 7H127V8H125ZM229 7L232 9H229ZM262 7V8H261ZM3 8V9H4ZM28 8V9H27ZM82 9V10H77L76 11V9ZM125 8V9H124ZM234 8H236V11H237V9H238V14L237 15H241L240 17H241V19L242 20H240L236 15V17L238 18H236L235 16H229V15H231V13L229 14V12H232L233 11V13H235V10H234ZM241 8H243V11L241 10ZM48 10V11H46V10ZM84 9V10H83ZM104 9V10H103ZM196 9V10H195ZM259 9H260V11H259ZM262 9V10H261ZM24 10V11H23ZM30 10V11H29ZM36 11V13H34L35 11ZM106 10H108L107 12L109 13V14H112L113 16H111V15H109L107 12H106ZM116 10H118V11H116ZM123 10V11H122ZM127 10V11H128ZM228 10V11H227ZM229 10H231V11H229ZM242 12H241V11ZM6 12L5 14L4 13H2V12ZM16 11V10H15ZM19 11H22L23 12V14H22V12L20 13ZM33 11V12H32ZM39 11H42L41 12V14L39 15L38 14V12ZM83 11H85V12H83ZM91 11L92 12H96V13H98V11H99V13L97 14L99 17H100V19L97 17L96 19H94V18H92V13H91ZM108 14V16H107V14L105 13V12ZM127 11H125L126 13L125 14H127L128 12ZM239 11L241 12V13H239ZM11 12V13H10ZM48 14H47V13ZM87 12V13H86ZM100 12H102V14L100 15ZM173 12H174V9H173ZM172 12V13H173ZM184 12V13H185ZM193 12H195V13H193ZM226 12V13H225ZM228 12V13H227ZM262 14H261V13ZM8 13V14H7ZM34 13V14H33ZM43 13V14H42ZM44 13L45 14H47L48 16H49V14H50V16L48 17L47 15L45 16L44 15ZM52 13V12H51ZM81 13V14H80ZM84 13V14H83ZM86 13V14H85ZM90 13V14H89ZM96 13H94V14H96ZM171 13V12H170ZM175 13V12H174ZM232 13V14H233ZM28 14L30 15V16H28ZM79 14V18H80V16L83 18L84 17V15H85V17L82 19V20H84L83 22H84V24H80V22L78 23V21H81L82 22V20H78L77 19V15ZM93 14V17H96L95 15ZM105 14H106V16H105ZM169 14V13H168ZM178 14V13H177ZM194 14H198V15H194ZM227 14H228V16H227ZM244 14V15H243ZM261 14V15H260ZM6 15V16H5ZM13 15V16H12ZM16 15V16H15ZM19 15V16H18ZM20 15L21 16H23V17H20ZM35 17H34V16ZM88 15V16H87ZM89 15H91V16H89ZM173 15V14H172ZM179 15H175L176 16V18H175V22H178V21H176L177 20V16H179ZM190 15H192V18H191V16ZM243 15V16H242ZM245 15H247V16H249V17H247V16H245ZM37 16V17H36ZM45 16V17H44ZM88 18H90V19H88ZM101 16H105V17H101ZM174 15L173 16H171L170 14L169 15H167L166 17H165V19H163V25L164 26H166V25H171L170 27L171 28H174L175 27V25H176V23L175 22H173V23H175V24H173L172 23V21H171V23L168 21V18H169V20H170V18L171 17H175ZM203 16V17H202ZM4 17V18H3ZM31 17V18H30ZM44 17V19H42ZM46 17H47V19H46ZM51 17V18H50ZM70 17V18H71ZM114 17V18H113ZM168 17V18H167ZM180 17H179V20L181 21V19H180ZM193 17H196L195 19L193 18ZM199 19H198V18ZM231 17V18H230ZM242 17H244V18H242ZM20 18V19H19ZM66 18H68L67 16H66ZM69 18V19H70ZM92 18V19H91ZM103 18V20H101ZM104 18H105V20H104ZM110 19V21H109V19ZM203 18V19H202ZM14 19V20H13ZM73 19H70L71 21L73 20ZM81 19V18H80ZM167 19V20H166ZM190 19V20H189ZM201 20V22L204 24V26H203V24L201 23L200 25L203 27V29L201 28V26L199 25L198 26V28L196 27V29L197 30H199V31H201L202 32V35L201 36H199L198 34H196V33H194L193 31L194 30H196V29H194V27L195 26H197V24H196V22L197 23H200V22H198V21H196L195 22V20ZM224 19V20H223ZM245 19V20H244ZM5 20H7V21H5ZM11 20V21H10ZM41 20H43V21H41ZM68 20V19H67ZM70 20H68V23L70 22ZM89 21V22H87V21ZM92 20V21H91ZM98 20V21H97ZM109 21V23L108 22H106V21ZM116 20V21H115ZM123 20V19H122ZM168 21L169 22V24H167L166 23V21ZM188 20V21H187ZM229 20V21H228ZM240 21L239 23H236L237 21ZM32 21V22H31ZM45 21V22H44ZM50 21H52V22H50ZM64 21H65V18H64ZM101 21L103 22V23H101ZM105 21V22H104ZM113 21V22H112ZM183 21V20H182ZM204 21V22H203ZM222 21V22H221ZM247 21V22H246ZM4 22H6V24L4 23ZM49 22V23H48ZM67 22V21H66ZM73 22H75L74 24H76V21H73ZM85 22H87V24L85 23ZM165 22V23H164ZM190 22V23H189ZM194 22V23H193ZM229 22V23H228ZM242 22H244L245 23V25H244V23H243V26L245 27V29H244V27L243 26H241L240 27V24H242ZM32 23H34V24H32ZM37 23V24H36ZM48 23V24H47ZM99 23V24H98ZM112 25H111V24ZM116 23H118V24H116ZM178 23H180V22H178ZM177 23V24H178ZM222 25H221V24ZM247 23H249V24H251L250 26H248V24ZM5 24V25H4ZM28 24H26V30H30L29 29V25ZM47 24V25H46ZM65 24V23H64ZM98 26H97V25ZM121 24V23H120ZM192 24H194L195 26H193ZM237 24H239V25H237ZM246 24H247V27H246ZM40 25V26H39ZM68 25V24H67ZM91 25V26H90ZM94 25V26H93ZM108 25H109V28H108ZM119 25V26H118ZM183 25V26H182ZM186 25V26H185ZM220 25V26H219ZM239 26L238 28H239V30H237L238 28L236 27V26ZM37 26V27H36ZM44 26V27H43ZM66 26V25H65ZM100 26V27H99ZM169 26H166L167 28L169 27ZM189 26V27H188ZM213 26V27H212ZM42 27V28H41ZM50 27V28H49ZM66 27H68V26H66ZM99 27V28H98ZM207 27V28H206ZM218 27H219V29H220V31L218 30ZM236 27V28H235ZM259 27V28H258ZM39 28V29H38ZM41 28V29H40ZM171 28H169L170 30H171ZM175 28H177V26L175 27ZM175 28H174V30H175ZM180 28V27H179ZM183 28H185V29H183ZM190 28V29H189ZM214 28V29H213ZM234 28V32H232V29ZM248 28V29H247ZM103 29L105 30V27H103ZM193 29V30H192ZM242 29V30H241ZM247 29V30H246ZM255 29V30H254ZM177 30H179V29H176V31ZM189 30V31H188ZM204 30V31H203ZM231 30V31H230ZM243 30H244V32H243ZM263 30V31H262ZM33 31V32H32ZM40 31V32H39ZM53 31V32H52ZM54 31H55V33H54ZM65 31H66V29H65ZM175 31V32H176ZM211 31V32H210ZM236 31V32H235ZM239 31H241L240 33H239ZM249 31V32H248ZM253 31V32H252ZM46 32V33H45ZM76 32V31H75ZM90 32V33H89ZM92 32H93V30H92ZM174 32V31H173ZM237 32H238V35H237ZM246 32H248V33H246ZM258 32V33H257ZM25 33H27V34H25ZM54 33V34H53ZM73 33H74V31H73ZM188 33H190V34H188ZM234 33V34H233ZM242 33V34H241ZM243 33H244V38L242 37L243 36ZM251 33V34H250ZM21 34H22V36H21ZM51 34H52V36H51ZM87 34V35H86ZM195 34H196V36H195ZM204 34H205V36H204ZM246 34H248V36H246ZM14 35H15V37H14ZM35 35V36H34ZM239 35H241V38H240V36ZM258 35V36H257ZM8 36V37H7ZM9 36H11V37H9ZM31 36V37H30ZM212 36V37H211ZM252 38H251V37ZM2 37V38H1ZM13 37V38H12ZM29 37V38H28ZM44 37V38H43ZM84 37L82 38V39H84ZM85 37V39H87ZM90 37V36H89ZM230 37V38H229ZM248 37H250V39L248 38ZM255 37H257V38H255ZM36 38V39H35ZM50 38V39H49ZM52 38V39H51ZM233 38V39H232ZM255 38V39H254ZM8 39H11L10 41L8 40ZM21 39V40H20ZM28 39V40H27ZM232 39V40H231ZM239 39V42L238 41H236V40H238ZM243 39V40H242ZM248 39V40H247ZM257 39V40H256ZM25 40V41H24ZM230 40H231V42H230ZM236 41V43H239V44H236L235 43V41ZM246 42H245V41ZM252 40V41H251ZM254 40V41H253ZM7 41V42H6ZM27 41V42H26ZM37 41H39V43L37 42ZM52 41V42H51ZM216 41V40H215ZM242 41V42H241ZM15 42V43H14ZM37 42V43H36ZM46 42H48L47 44H45ZM51 42V43H50ZM217 42V41H216ZM13 43H14V45H13ZM19 43V44H18ZM197 42H195L194 44H191L193 47H190L189 48V52H190V49L191 48H193L195 51H193L191 54H189V56L191 57V59H190V57L189 56H187V58L186 59H189V60H186V59H184L185 61H187V63L188 64H186V68H187V70L188 71H186V68L184 67H181L183 70H185V72L183 71H181V73H183L187 78H189V80H187L188 82H189V84H193L194 86L195 85H197L198 86V84H200L201 83V81L200 80H202V82L204 83V81L206 82L207 80H210V79H206V80H203L204 78H206V77H204L205 75L203 74V77H202V74L201 73H199L198 72V70H199V68H201V66L203 65V66H205V65H212L214 62H215V59H214V56H213V53L210 51V49L208 48V51H206L207 50V48H202V47H200L199 46V50H197V48H195V46L197 45L196 44ZM232 43H234V44H232ZM243 43V44H246V46L245 45H243V48L242 49H239V52H240V50H242V52H240V53H238V45H240L241 46V44ZM255 43V44H254ZM53 44V45H52ZM196 44V45H195ZM231 44V45H230ZM256 44H257V46L259 47L260 46V48L258 49V47L256 46ZM263 44V45H262ZM24 45V46H23ZM100 44H98L97 46H95L97 49H96V51L98 50V48L101 46H99ZM234 45V46H233ZM250 45V46H249ZM253 45V46H252ZM3 46V47H2ZM20 46V47H19ZM227 46V47H226ZM229 46V47H228ZM235 46H237L236 48H235ZM245 46V47H244ZM256 46V47H255ZM22 47V48H21ZM29 47V48H28ZM42 47V48H41ZM102 47H104V46H102ZM102 47H100L99 49L100 50H98V51H103L104 49L102 48ZM198 47V46H197ZM3 48V49H2ZM200 48L201 49H203L202 51L204 52V50H205V54L203 55V52L201 53L200 52ZM228 48V49H227ZM241 48V47H240ZM246 48V49H245ZM5 49V50H4ZM26 49V50H25ZM28 49V50H27ZM102 49V50H101ZM233 49H235L234 51H233ZM261 49V50H260ZM19 50V51H18ZM39 50V51H38ZM230 50H232V53L230 52ZM245 50V54H247V55H245V57L243 56V51ZM249 50H252L253 51V53H254V57H252L251 58V56H250V58L249 57H247V58H249V60H251L252 59V63L250 62V61H248V59L246 60L245 58H246V56H249V55H251V54H249L248 53V51ZM17 51V54L15 53ZM27 51V52H26ZM47 51V52H46ZM196 51H199L200 52V54H202L201 56H202V58H201V56H199L198 57V54H199V52L197 53ZM236 51H237V54H238V56H240L239 54H241V56H243L242 58H241V56H240V58L241 59H237V61H236V56H237V54H236ZM257 51H259L260 53L258 54V53H256ZM2 52V53H3ZM45 52V53H44ZM3 53V54H4ZM42 53V54H41ZM197 55H196V54ZM230 53L231 54H233V55H230ZM243 53V54H242ZM194 56H193V55ZM207 54V55H206ZM208 54H210V55H208ZM235 54H236V56H235ZM18 55V56H17ZM32 55V56H31ZM39 55V56H38ZM230 55V56H229ZM46 56V57H45ZM203 56L205 57H207V62H206V60L203 58ZM208 56H209V58H211V60L208 58ZM257 56L261 59L260 61H258L259 59H257ZM6 58H7V56H5ZM189 57V58H188ZM205 57V58H206ZM230 57V58H229ZM239 58V57H238ZM40 59V60H39ZM208 59H209V61L211 62H208ZM214 59V60H213ZM243 59V60H242ZM258 61V63H257V61ZM124 59H121V61H123ZM183 60V61H184ZM191 60V61H190ZM194 60V61H193ZM205 60V61H204ZM236 61V63H235V61ZM241 60H242V62H241ZM51 61V62H50ZM120 61V60H119ZM126 61H128L127 59H126ZM184 61V63L182 62V64H183V66L185 65V62ZM196 61V62H195ZM245 61H246V63H245ZM253 61H254V63H253ZM262 61V62H261ZM33 62V61H32ZM42 62V63H41ZM49 62V63H48ZM124 62V61H123ZM129 62V61H128ZM128 62H125V63H123V64H129ZM193 63V66H191L192 64L191 63ZM202 62V63H201ZM44 63H45V65H44ZM121 63V62H120ZM240 63V64H239ZM251 63V64H250ZM259 63H261V65L259 64ZM122 64V63H121ZM196 64V65H195ZM41 65V66H40ZM201 65V66H200ZM238 65V66H237ZM31 66H33V65H31ZM33 66V67H34ZM182 66V65H181ZM200 66V67H199ZM236 66H237V69H235L236 68ZM258 66V67H257ZM261 66V67H260ZM198 68L197 70L196 69H193V68ZM246 67V68H245ZM47 68V71H45V69ZM230 68H229V70H230ZM263 68V69H262ZM182 69H180V70H182ZM190 69V70H189ZM192 69L194 70V71H192ZM261 69V70H260ZM48 70H50V73H49V71ZM196 70V71H195ZM237 70V71H238ZM247 71L248 72V74H246L247 72H245V71ZM263 70V71H262ZM42 71H44V72H47L46 74L47 75H42V73H44V72H42ZM200 71V70H199ZM233 71V72H234ZM238 71V72H239ZM189 72V73H188ZM191 72H193V73H191ZM201 72V71H200ZM232 72V73H233ZM256 72V73H255ZM257 72H260V74H258ZM49 73V74H48ZM192 74L191 76L190 75H188V74ZM231 73V72H230ZM242 73V74H241ZM245 73V74H244ZM252 73V74H251ZM254 73H255V75H254ZM261 73H262V75H261ZM200 74V75H199ZM241 74V75H240ZM244 74V75H243ZM258 74V75H257ZM34 75V76H35ZM199 75V77H198V79H197V76ZM233 75H234V77H236V75H235V73H233ZM246 75V76H245ZM257 75V76H256ZM259 75H261L260 77H259ZM35 76V77H36ZM189 76V77H188ZM196 76V77H195ZM230 76H231V74H230ZM41 77V78H40ZM192 77H195V78H192ZM202 77V78H201ZM232 77V76H231ZM233 77V78H234ZM245 77V78H244ZM258 77V78H257ZM200 78V79H199ZM208 78V77H207ZM251 78V79H250ZM253 78V79H252ZM193 79V80H192ZM196 81H195V80ZM246 79V80H245ZM197 80H198V82H197ZM246 82H245V81ZM191 81V82H190ZM194 81V82H193ZM253 81V82H252ZM256 81V82H255ZM259 81L261 82V83H259ZM196 82V83H195ZM210 82V81H209ZM232 82H233V79H232ZM46 83V84H47ZM198 83V84H197ZM214 83V84H213ZM233 83H236L235 81L233 82ZM252 84V85H251ZM201 85V84H200ZM198 86L200 89H198V87L197 88H195V90H193L194 88H192V87H194V86H191L190 87V85H189V87H190V89L188 88L187 89V96L189 95V98L185 95L184 97H186V98H188V99H184L185 100V102L183 101V104L185 103V105L183 106V107H181L180 106V108L179 109H185L184 111H185V113L183 112V110H182V112H181V110H179L180 112H176V115L177 116H181L180 117V120H177L178 119V117H176L175 118V116L173 117V123H174V128H176V126L177 125H179L180 126V128L179 129H176L178 132H176V133H184V128L183 127H185L186 125H185V123H183V121H184V119H183V117L185 118L186 117V119H185V121H187V116H185V114L186 115H188V114H191L190 113V111L191 110H187L186 108H188V109H191V108H189L190 106L193 108L194 106H195V108H196V106H198V108H199V110L197 109V111L198 112H200L199 114H201L202 113V115H199L198 113H196L195 111H191L192 112V115H194L193 113L195 112L198 116H200V117H202L205 113H203V109H204V107L201 105L202 103H207L208 102V100H211V97L215 100L216 99V101H214L215 103L219 100V96H218V87H217V89H216V87L215 86H212L211 87V85H216L217 86V84H215V82L212 80V83L210 82V83H204L203 84V86H202V88L205 86V88H201V86ZM208 85H209V87H208ZM236 85V86H237ZM235 86V85H234ZM235 86V87H236ZM237 87V88H238ZM254 87V88H253ZM210 88V89H209ZM244 88V87H243ZM199 91H198V90ZM207 89V90H206ZM238 89H240V88H238ZM249 89L251 90V91H249ZM188 90H189V92H188ZM193 91V92H195L194 94H192V92L191 91ZM216 90H217V92H216ZM242 90H244V89H242ZM191 92V93H190ZM198 92H200L199 94H200V97L198 98V97H195V96H197L198 95ZM207 92H208V95L206 96V94H207ZM215 93V95H214V93ZM253 92H255V93H253ZM188 93H190L191 95H194V97L193 98H198L197 99V101H194L195 102V104L193 105L192 104V101H193V99H192V101L190 100L191 98H190V94H188ZM220 93V92H219ZM252 93H253V95H252ZM211 94V95H210ZM203 95V96H202ZM220 95V94H219ZM259 95V96H258ZM159 96H160V98H159V100L158 101H160L159 103H161V101L163 100L162 98L164 97L163 95H160L159 94ZM202 96V97H201ZM206 96V97H205ZM210 96V97H209ZM215 96H216V98H215ZM254 96L256 97V98H254ZM203 97H204V99H205V102H202L201 103V101H198L200 98H202L203 99ZM220 97L222 98V96L220 95ZM247 97V96H246ZM260 97V98H259ZM220 98V99H221ZM202 99H200V100H202ZM204 99H203V101H204ZM212 99V100H213ZM223 99V98H222ZM221 99V100H222ZM247 99V98H246ZM255 99V100H254ZM262 99V100H261ZM188 100V102H187V106H186V101ZM196 100V99H195ZM206 100H207V102H206ZM211 100V101H212ZM224 100V99H223ZM236 101H237V99H235ZM242 100V99H241ZM46 101H48V100H46ZM45 101V102H46ZM49 101H51V100H49ZM165 101V99L163 100V102ZM190 101V102H189ZM224 101H226V100H224ZM224 101H222V103L224 102ZM234 101V100H233ZM233 101L232 102H230V103H233ZM236 101L234 102L235 104H236ZM240 103H241V101L240 100H238ZM253 101H256V102H254V103H256V104H254L253 103ZM213 101L211 102V103H214ZM219 103H220V100L218 101ZM218 102H217V104H218ZM16 103V102H15ZM22 103V104H21ZM46 103H48V102H46ZM46 103H44V104H46ZM182 103V102H181ZM191 103V104H190ZM196 103H197V105H196ZM209 103H210V101H209ZM226 102H224L223 103V105L225 104ZM238 103V102H237ZM18 104V107L16 106V108H14L15 107V104L13 103V105H12V107L11 108H13V114L16 112V110L18 109V108H20L21 106H23V107H21L20 108V110H18V111H21V110H23V111H26V112H28V111H32L31 113L35 116H37V118L36 117H33L32 116V118L30 119V117H29V115H30V113H27L28 115V119H26L25 120V124H27V125H34V123H35V126H38V127H40V128H38V130L39 131H36V132H38L39 134H37L38 136H36L35 135V137H32L31 136V138H28V139H31V140H35V139H37L41 134H40V132L42 131V135L44 136H41L42 138H44V140L41 138V137H39L40 139V141L42 140V143L39 145V146H43L42 148H40V150L41 149H43L45 146H47V148L45 147L44 149H43V151L41 150L40 152L41 153H39V155L40 156H43V154H44V156L46 155V156H59V155H61L62 153H64V152H62L61 150L66 146L67 147V145L69 144V143H71V142H69L70 141V139L73 141V137H70L72 134H71V128H70V131H68L69 130V128H68V126H65V125H67V123L64 125V123H61L60 122V124L58 125L59 127H61L60 129L62 130V131H60V133H62V135L60 134V136H62V138H64V139H62V138H60V137H58L57 138V136H59V134H57V136H55V137H52L53 136V134H51L52 132H55L56 131V129L58 130V128H56V127H54V124L56 125L57 123H54V122H57L58 120H56L57 118L54 116V115H56V113H54V107H53V103L51 104V102H50V105L48 106V108H47V106H45V105H40L41 103H38L39 105H37V103H33V105L32 104H29V107L28 108H26L27 107V104L25 103L24 104V102H19V103H17ZM19 104H20V107H19ZM182 104V105H183ZM234 104V105H235ZM242 104V103H241ZM35 105H37L36 107H31L30 108V106H35ZM159 106L161 105V104H158ZM190 105V106H189ZM222 105V104H221ZM221 105H219V106H221ZM222 105V106H223ZM227 105V104H226ZM225 105V106H226ZM228 105H230V104H228ZM238 105V104H237ZM235 106V107H237V108H239V106ZM254 105V107H252ZM11 105H10V103H9V106L8 107H10ZM26 106V107H25ZM42 106H43V109H42ZM53 107V108H51V107ZM205 106V105H204ZM221 106V107H222ZM225 106H223L224 108H225ZM50 107V108H49ZM215 107H218V106H215L214 105V108H213V110L214 109H216ZM222 107V108H223ZM228 107V106H227ZM252 107V108H251ZM194 108V109H195ZM221 108V109H222ZM257 108V109H256ZM27 109V110H26ZM29 109V110H28ZM50 109H53L52 111L50 110ZM210 109V108H209ZM209 109H204V111L206 112L207 110V112H212V111H210ZM219 111H220V109H219V107L217 108ZM216 109V110H217ZM240 109V108H239ZM238 109V110H239ZM254 110V114L252 113L253 112V110ZM260 111H259V110ZM12 110V109H11ZM40 110V111H39ZM46 110H47V112H46ZM48 110L50 111V113L48 112ZM193 110V109H192ZM196 110V109H195ZM201 110H202V112H201ZM227 110H229V109H227ZM234 110V111H233ZM16 112L17 114L19 113V112ZM22 111V112H23ZM257 111V112H256ZM259 111V112H258ZM42 112V113H41ZM187 112H188V114H187ZM214 112V111H213ZM215 112H217V111H215ZM25 113V112H24ZM40 113L42 114V115H40ZM54 115H53V114ZM180 113V114H179ZM258 113V114H257ZM17 114H15V118L17 117L16 115ZM31 114V115H32ZM207 114V113H206ZM222 114H224V113H222ZM250 114H253L252 116L250 115ZM263 114V115H262ZM20 115V114H19ZM22 115L24 116L23 118H26V115H24L23 113H22ZM44 115V116H43ZM210 116H212V117H216L217 116V120H215L216 118H214V120L216 121V123L217 122H219V125H220V121H222L221 119H220V116H221V114L219 115V113H217V115L216 116H214V115H212V114H209ZM228 115V116H229ZM13 116V115H12ZM53 116V117H52ZM162 116V115H161ZM191 116V115H190ZM197 116V120H202V123H203V117H204V119L205 120H207V123L208 122H214V120L212 121V117H208V119H211L210 121H208V119H207V117L205 118V115L200 119V117H198ZM219 116V117H218ZM223 116V115H222ZM243 116H245L244 118H243ZM250 116V117H249ZM263 118H262V117ZM39 117V118H38ZM158 117V116H157ZM165 117V116H164ZM194 117V116H193ZM35 118V119H34ZM56 118V119H55ZM156 118V117H155ZM160 119H161V117H159ZM174 118L176 119V121H177V123H180V124H177V123H175L174 122ZM189 118V117H188ZM191 118H192V116H191ZM191 118H189V120L188 121H190V119ZM220 119V121H218L219 119ZM222 118V117H221ZM247 118V119H246ZM39 121H38V120ZM42 119V120H41ZM152 119H154V118H152ZM167 120V119H165V118H163L162 117V121H164V120ZM172 118H170V120H171ZM243 119H244V121H243ZM249 119V120H248ZM261 119H263V120H261ZM33 120V121H32ZM49 120H50V124H49ZM155 120V119H154ZM157 120H158V118H157ZM169 120V119H168ZM167 120V121H168ZM193 120V119H192ZM196 120V118L194 119V121ZM196 120V121H197ZM246 120V121H245ZM254 120V121H253ZM24 121V120H23ZM29 121H30V123H29ZM54 121V122H53ZM60 121V120H59ZM160 121V120H159ZM158 121V122H159ZM180 121V122H179ZM187 121V122H188ZM199 121V122H200ZM231 121V124L233 123V124H235L236 123V121H234V122H232V120H230ZM229 121V122H230ZM254 122L255 124H252L251 123V125L249 124L250 122ZM34 122V123H33ZM40 122V123H39ZM156 121H154V123H155ZM169 122V121H168ZM191 122H193V121H191ZM198 122V123H199ZM211 122L210 123H208V124H211ZM223 122V121H222ZM249 122V123H248ZM263 122V123H262ZM24 123V122H23ZM29 123V124H28ZM146 123V124H145ZM154 123L153 122H149V120H148V122H144V124H145V126H144V124L142 125V126H140V128H138L136 131H137V133L136 134H138V133H140L141 132V134H143V132L144 133H146V132H155V130H153V129H155L156 127L155 126H157V125H154ZM157 123V122H156ZM161 124H159L160 126L162 125V127H160L161 129H159L160 131H161V133H163L164 134V132L166 131L167 132V130H165V128H167V124H165L164 122L162 123V122H160ZM173 123H171V125H173ZM184 125H182V124ZM195 123V122H194ZM197 123V122H196ZM196 124L197 126H199V124ZM202 123H200V124H202ZM207 123H205V121H204V124H207ZM257 123V124H256ZM45 124V125H44ZM49 124V125H48ZM62 124V125H61ZM148 124V125H147ZM165 124V125H164ZM203 124V125H204ZM215 124V123H214ZM230 124V125H231ZM39 125H41V126H39ZM69 125V124H68ZM154 125V126H153ZM169 125H170V123H169ZM213 125V124H212ZM217 125V124H216ZM57 126V125H56ZM57 126V127H58ZM111 127H112V125H110ZM151 126V127H150ZM163 126L165 127V128H163ZM183 126V127H182ZM192 126H193V124H192ZM231 126H233V125H231ZM251 126V127H252ZM264 126V125H263ZM55 128V130H53L54 128ZM144 129H143V128ZM170 127H171V129H170ZM170 127H168L167 129H169L170 130V132H168L167 134H169L170 136L173 134V132H174V130L172 129L173 127L172 126H170ZM235 127H236V125H235ZM235 127H234V129H235ZM250 127V128H251ZM68 128V129H67ZM152 128V129H151ZM177 128H178V126H177ZM181 128H182V130H181ZM189 128V127H188ZM187 128V129H188ZM191 128V127H190ZM250 128H248V130L250 129ZM256 128H258V126L257 127H255V129ZM233 129V130H234ZM47 130V131H46ZM51 130V131H50ZM66 131V133H65V131ZM109 130V129H108ZM139 130V131H138ZM158 129H156V131H159ZM164 130V132H162ZM173 130V132H171ZM184 130V131H183ZM189 130V129H188ZM193 131L195 130V128H193L192 129ZM50 131V132H49ZM105 131H106V129H105ZM235 131V130H234ZM58 132V131H57ZM64 132V133H63ZM67 132H69V133H67ZM189 132V131H188ZM238 132H240V131H235V132H233L232 130H231V132H230V137H231V135H235V136H237V134H238ZM157 133V135H158V132H156ZM156 133H154V135L156 134ZM160 133V134H161ZM241 133V132H240ZM45 134H47V135H45ZM49 134V135H48ZM55 134H56V132H55ZM67 134H68V136H67ZM159 134V135H160ZM162 134V135H163ZM175 134V133H174ZM243 135V134H242ZM241 134H240V136L238 135L237 136V139H236V137L235 136H232L231 137V139L233 138L234 139V137H235V139L237 140V141H235V139L233 140L232 139V141L233 142H237L236 144H238V143H243V138H245V136L247 137V135H245L244 137L242 136ZM50 136V137H49ZM64 136H67V138L69 139H66V143H68V144H65V142H63L64 140H65V138L66 137H64ZM138 136V138H140L139 137V135H137ZM161 136V135H160ZM163 136H166L165 134L163 135ZM51 138V139H50ZM52 138H54L55 139V141H54V139H52ZM136 138V137H135ZM145 138V137H144ZM165 139V137H157V139L155 138L154 140H152L153 138H145V140H144V142L146 143V144H143L144 142H143V140H138V141H134V144H133V140L132 141H129L128 143H130V142H132V145L133 146H131V144H128L127 142V144L126 143H123V145H122V147H119V148H123V149H125V151L124 150H122L123 151V153L124 152H126L125 153V156H131L132 154V156H134V154H136L135 156H144V152H146L147 154H149V155H146L145 154V156H151L150 154L151 153H148V151L150 152L153 148L154 149H156L157 147H163L164 149H163V156H169V154L171 155V156H182L183 155V153H184V155L183 156H191L192 157V155H195V161L193 160V157H192V159H191V163L193 164L194 163V170H193V165L190 167V168H192V169H188L189 167H186L184 164V162L181 160V159H179V158H182V157H179V158H176V159H179V161L178 160H176V162H175V165H173L172 166V164H169L168 166H167V168H163V167H161L160 165H158V169H160L161 168V170H158L155 166H153L150 170H149V168L152 166V165H155V164H151V166H149V165H146L147 167L149 166V168H148V173H147V171H145L143 174H145L144 176H145V179L147 178L146 176H149V179H148V181H150L151 183H150V185H151V191H152V189L153 190H156V191H158V189H159V191H160V188L162 189V190H168V192H170V193H168L170 196H171V194H173L174 195V197H171V198H176V199H179V198H181V195H183V193H180L179 192V188H180V186L179 185H182L184 182L183 181H188V180H191L189 183L191 184V185H193L192 187H194V185H195V183L194 184H192L193 182L192 181H199L200 180V182L198 183V188L200 189V191H201V189H203V188H201V187H204L203 185H201V184H203L202 182H205V178H206V180L208 181V180H210L211 178H212V176L214 177L215 176V174L214 173H216V172H214V171H212V166H209L208 164L209 163H207L206 161V165H205V163H203V161H201L202 163H199V162H196V161H198V160H196V159H201V157L204 159V157L205 156H207L206 154H208V149H209V147H212L211 149H213L212 150V152H211V149H209L210 150V152L212 153V155H211V153H209L210 155L209 156H215L216 154H220V155H224V156H226V155H229L230 156V153H228V152H226V150L229 148V151H231L230 150V148L231 147H233V146H227V144L226 143H224L226 146H224V144H222V145H220L219 144V142H218V144H217V142H215V146H214V142L212 141L211 143H210V145L211 146H208L209 145V143H207V142H205V143H203L202 144V141H195V143H194V145L192 144V141H190L189 142V144H188V147H190V148H188L187 147V145H186V149L184 150V148H185V142L186 141H183L184 143H183V145L181 144L182 143V141L180 142L178 139H177V142L179 143H177L176 144V142L174 141V139H173V144L171 143L172 141V137H170L171 138V144L170 143H168L167 145H166V142H168L167 140H164ZM169 138V137H168ZM169 138V139H170ZM238 138H241V140H242V142H240L241 140L240 139H238ZM248 138H250V137H248ZM257 137H255L254 139H256ZM259 138V137H258ZM262 138V139H261ZM261 138H260V140H264V138L261 136ZM45 139H46V143L48 144V143H50L49 145H47L46 143H45ZM142 139V138H141ZM162 139V140H161ZM166 139H167V137H166ZM247 138H245L244 139V141L246 140ZM251 139V138H250ZM253 139V138H252ZM38 140V139H37ZM50 140V141H49ZM53 140V143H51V141ZM58 140V141H57ZM60 140V141H59ZM137 140V139H136ZM156 140H158V141H156ZM161 140V141H160ZM259 140V139H258ZM44 141V142H43ZM63 143H62V142ZM58 142V144H56ZM135 142H140V143H142L143 144V146H144V148H143V146H142V144H141V146L139 145H135L136 143ZM157 142V143H156ZM163 142V143H162ZM210 142V141H209ZM61 145H60V144ZM74 143V144H73ZM78 142H72L71 143V145H68L69 147H67L68 149L72 146V145H74V146H72L73 148H75V147H78V148H75V150H78L79 149V147L81 148V145L83 144V143H80L79 145H75V144H77ZM152 143H153V146H155V147H153L152 146ZM162 143V144H161ZM176 145H175V144ZM188 143V142H187ZM46 144V145H45ZM51 144H53V146H51ZM63 144V145H62ZM90 144H93V145H91L90 147L89 146H85L86 148L88 147V150L89 151H91V147H93L92 148V150H93V154H96L95 156H100V154L102 155V156H116V155H118V156H124V154L123 153H113V151L112 150H110L111 149V145H107V147L108 146H111L110 148H108V151L110 150L111 151V153L110 154H108V152H107V154L106 153H104L100 148H102V145L103 144H99L98 142L97 143H90ZM89 144V145H90ZM97 144V145H96ZM126 144V145H125ZM170 144V145H169ZM206 144V145H205ZM208 144V145H207ZM244 144V143H243ZM45 145V146H44ZM57 145H58V147H57ZM98 145H100V146H98ZM105 145V144H104ZM104 145H103V147H104ZM125 145V147H123ZM127 145H130V146H127ZM146 145V146H145ZM175 145V146H174ZM192 145V146H191ZM196 145V146H195ZM197 145H200V146H197ZM202 145H203V147H202ZM204 145L207 147L206 149H207V151L205 150V148H204ZM218 145V146H217ZM230 145V144H229ZM56 146V147H55ZM61 146H62V148H61ZM64 146V147H63ZM106 146V145H105ZM148 146H151V147H148ZM165 146H166V148H165ZM179 146H181V149H180V147ZM221 146V147H220ZM239 145H237L236 147H238ZM51 147V148H50ZM70 148L69 150H71V149H73V148ZM83 147V146H82ZM84 147V148H85ZM107 147H105V148H107ZM118 147H116V148H118ZM131 147H134L133 148V150H135L136 152H134L133 150H132V152H131V150H129ZM170 147H173V149L171 148L170 149ZM195 147V148H194ZM198 147V148H197ZM222 147H224V148H222ZM228 147V148H227ZM55 148V149H54ZM56 148H58V149H60V151L58 150L57 151V149ZM67 148H64V150L65 149H67ZM84 148H82V153H84L85 154V149ZM90 148V149H89ZM114 148H115V146H114ZM146 148H148L149 150H147ZM167 148H169V149H167ZM176 150H175V149ZM183 148V149H182ZM193 148H194V151L196 152V153H194V151L192 152V150H193ZM201 148V149H200ZM217 148V149H216ZM219 148H222V149H220L221 150V152H219L220 150H218ZM46 149H48L47 150V154H46ZM67 149V150H68ZM83 149H84V151H83ZM103 149V148H102ZM113 149V148H112ZM128 149V150H127ZM153 149V150H154ZM168 151H167V150ZM181 150V151H179V150ZM202 149H204V150H202ZM215 149V150H214ZM226 149V150H225ZM54 150H55V152H54ZM66 150V151H67ZM79 150H81V149H79ZM79 150H78V152H79ZM101 150V151H100ZM105 150V149H104ZM114 150V149H113ZM128 152H127V151ZM139 150H140V152H139ZM142 150H144V152H142ZM166 150V151H165ZM169 150H171V152L169 151ZM175 150V151H174ZM183 150V151H182ZM186 150L187 151H189L190 153H187L186 152ZM201 150H202V152L204 151V153H205V155L203 156H201ZM225 152H224V151ZM107 151V150H106ZM140 153V154H138V152ZM173 151H174V154H173ZM199 151H200V153H199ZM217 152L218 151V153H215V152ZM228 151V150H227ZM42 152H44V153H42ZM49 152V153H48ZM60 152H61V154H60ZM77 152V154L78 155H80L81 154V156L83 155L82 153H81V151L78 153ZM103 152V153H102ZM119 152V151H118ZM130 152H131V154H130ZM166 152V153H165ZM182 152V153H181ZM214 152V153H213ZM223 152V153H222ZM50 153H51V155H50ZM68 154V151L67 152H65L64 154H62V155H65V154ZM113 153V154H112ZM127 153H128V155H127ZM168 153V154H167ZM193 153V154H192ZM197 153H199V157L197 156L198 154ZM203 153V154H204ZM225 153V154H224ZM42 154V155H41ZM56 154V155H55ZM69 154H71L70 152H69ZM86 154L87 155H85V156H90L92 153H89L88 154V151L86 152ZM92 154V155H93ZM99 154V155H98ZM142 154V155H141ZM167 154V155H166ZM215 154V155H214ZM91 155V156H92ZM218 155H216V156H218ZM222 155V156H223ZM232 155V154H231ZM251 156H253V155H251ZM197 157V158H196ZM206 158V157H205ZM206 159H208V158H206ZM257 159V158H256ZM255 159V160H256ZM126 160V159H125ZM124 160V161H125ZM128 160V159H127ZM174 160V159H173ZM181 160V161H180ZM205 160V159H204ZM254 160V158H252V162H256V163H258V161L261 163V161L260 160H256L255 161ZM194 161V162H193ZM123 162V161H122ZM126 162V164L124 163V165L123 166H125V165H127L129 162H131L132 163V161L131 160H129V161H125ZM174 162V161H173ZM263 163H264V159H263V161H262ZM138 163V162H137ZM182 163V164H181ZM263 163L261 164V165H263ZM123 164V163H122ZM259 164V163H258ZM257 164V165H258ZM130 165H133V164H128V166H130ZM136 164L134 163V165H133V167L132 168H135L134 166H135ZM138 165V164H137ZM140 165V164H139ZM146 166H145V168H146ZM157 166V165H156ZM174 168V166H176L174 169H172V167ZM186 167V169L188 170V172L189 171H192V174H193V177H192V179H188L187 177H188V172L187 171H185L186 169H185V167ZM200 166V167H199ZM206 166V167H205ZM126 167V166H125ZM131 167V166H130ZM154 167L156 168V169H154ZM178 167V168H177ZM199 167V168H198ZM209 167H211V168H209ZM127 168V167H126ZM126 168H125V170H124V172H128V170H126ZM129 168V167H128ZM137 168V167H136ZM258 168H261L260 166H258ZM257 167H256V169L252 172V174H250V175H247L246 177H245V180H246V187H247V189L249 190V193L250 194H248V193H246V197H247V204H246V207H242L241 205H237V206H235L234 208H233V210H228V212H224V214L222 215V217H218L220 220H219V222L223 225V230H224V233L225 234H221L220 235V242H218L220 245L222 244V243H225V245H227L228 246V244L230 245V248H231V252L230 253H232L233 252V255L231 256L230 254V257L228 258V256L226 255L225 257H224V263L223 264H260V261L262 260V257H261V254H263L264 253V244H262L261 243V240H262V238L261 237H264V232L262 231L263 229H264V167L261 169V171H260V169L259 170H257L258 169ZM131 169V168H130ZM147 169V168H146ZM145 169V170H146ZM167 169V170H166ZM170 169V170H169ZM171 169H172V171H171ZM178 169H180V170H178ZM182 169H185V170H182ZM199 169H201V170H199ZM133 169H131V171H130V173H132V172H134V170L132 171ZM158 170V171H157ZM196 170V171H195ZM211 170V171H210ZM257 170V171H256ZM263 170V171H262ZM165 171V172H164ZM182 171V172H181ZM185 171V174H183V172ZM205 171H207V172H205ZM258 171H259V173H258ZM154 174H153V173ZM167 172V173H166ZM203 172V173H202ZM213 173V175L211 174V176H210V174L209 173ZM129 173V172H128ZM127 173V174H128ZM138 173V172H137ZM150 173V175H151V178H150V175H148ZM189 173H191V172H189ZM199 174V176L197 175V174ZM133 174V173H132ZM165 174H166V176H165ZM170 174V175H169ZM182 174H183V176H182ZM194 174H196V176H195V178H194ZM201 174V175H200ZM208 174H209V176H208ZM156 175V176H155ZM185 175V176H184ZM190 175V174H189ZM129 176H131V175H129ZM128 176V177H129ZM134 176V175H133ZM141 176H143V175H141ZM141 176H140V179H141ZM166 177V178H164V177ZM208 176V177H207ZM186 177V178H185ZM189 177H191V175L189 176ZM196 177H197V179H196ZM137 178V177H136ZM142 178H144V177H142ZM153 178V179H152ZM162 178V179H161ZM163 178H164V180H163ZM172 178V179H171ZM139 179V178H138ZM139 179V180H140ZM203 179V180H202ZM126 180V179H125ZM129 181H130V178L128 179ZM169 180V181H168ZM202 180V181H201ZM127 182V183H130V182ZM131 181L133 182L134 181V179H131ZM156 181V182H155ZM131 182V183H132ZM143 182H145V181H143ZM142 182V183H143ZM160 182V183H159ZM171 182V183H170ZM172 182H173V184H172ZM179 182H180V184H179ZM182 182V183H181ZM192 182V183H191ZM134 183V182H133ZM132 183V184H133ZM137 183V182H136ZM148 183V182H147ZM176 183H178V184H176ZM123 184L125 185L126 184V182L125 181H123ZM123 184H121L122 186H123ZM135 184V183H134ZM138 184H140V183H138ZM156 184H158V185H156ZM173 185V187H172V185ZM178 186V189L176 188L177 186ZM185 185H187V182H185L184 183ZM183 184V186H181L182 188H180V189H183L184 188V190H183V192L184 193H186V190H187V188L188 187H190V186H185ZM128 184H126V186H127ZM145 185H146V182H145ZM147 185H149V184H147ZM149 185V186H150ZM176 187H175V186ZM189 185V184H188ZM197 185V184H196ZM200 185V186H199ZM125 186V187H126ZM131 188H132V186L131 185H129ZM135 186H136V184H135ZM135 186H133L134 188H135ZM137 186H139V185H137ZM168 186V187H167ZM125 187H122V188H125ZM129 187V188H130ZM143 187V186H142ZM157 187H158V189H157ZM128 188V187H127ZM126 188V189H127ZM139 188H140V186H139ZM146 188H147V186H146ZM146 188H144V189H146ZM148 188H150V187H148ZM164 188V189H163ZM172 188H175V189H177L178 190V192H179V194H180V196H179V198H178V193H177V190H176V194H178V195H176V194H174V190L175 189H173V191H172V193H171V191H169L170 189L172 190ZM143 189V190H144ZM186 189V190H185ZM205 189H206V186H205ZM250 189H252L251 190V192H250ZM124 190V189H123ZM148 190V189H147ZM166 190H165V192H166ZM189 190H192V188L191 189H189ZM195 190V191H194ZM198 189H196V187H194L193 188V190L191 191V192H195V194L197 195V193H199V196L197 195V198L194 196V200L198 203H196V202H194V200H191V199H189V200H191V201H193V205L194 206H196V207H194L193 208V205H192V208L193 209H195V210H197V212L196 211H194L193 212V216H191L192 214H188L186 217H189L188 219H189V221H188V219H183V217H185L183 214H182V212L184 213V212H186L188 209L190 210V208H191V206H188L187 208H186V211H184V209L182 210V212H181V214H182V221L180 220V212H175L176 213V216H177V214H179V222H178V218L177 217H175L177 220H176V222L175 221H173L174 220V217L172 216V219H170V218H166V219H162V218H160V217H158L157 216V212H159V210L161 211V210H165V209H167L166 207H162V204L164 203V201L162 200V202L161 203H158V205L160 206L161 205V207L159 208H156L157 206H156V202H155V205H154V203H151V205L153 204L154 206H156V207H154L153 206V208H154V210H153V208H151V207H149V209H150V211H151V209H152V211H157V212H155V215H156V217H155V215L153 216V215H151V214H148L149 213V210H148V212H147V214L149 215V216H147L146 214V216L147 217H149L150 219H148V218H146V216L142 213V215L141 216H143V217H141L140 218V221H142L143 219H144V217H145V219H147V220H145L147 223H145V221L143 222H141V224H140V221H139V219L137 220H134V221H132L134 224H130L131 222H129V223H125L124 225L123 224H120L119 226H118V224L116 225L118 228L119 227H121V225H123V226H125V227H121V228H119L120 229V233H119V230H118V232L116 231L117 229H116V227H115V231H116V233L117 234H113V236H114V238H112V236L111 237H109V239L108 238H106V239H108V241H110V243L111 244H114L116 241H117V239L119 238V242H117V243H119V244H122L123 245V243H125L122 247H120L121 249H120V251H122V248H123V250H125L126 251V253H124V251L123 252H121V253H123L124 255H125V257H124V255H122V254H120L118 251H117V253H119V255H122V256H120V258H119V262H118V260L116 261L115 259H112V258H110L111 256H113V258L114 257H117L116 255L117 254H115L114 255V253H113V250H110V252H108V253H113L112 255H109L108 253H103V254H99V257L101 258V260H102V258L103 257H105V258H103V263L101 262V264H104L105 262H104V259H108L109 258V261L110 260H112V263H110V264H124V263H126V264H131L132 262V264H140V262H141V264H215L216 262H213L214 260H216L215 258V256L216 255H214V253H211L212 252V249L214 248V247H209L210 248V250H209V248L207 249V250H204V251H199V250H196V249H193V248H190V247H188L186 244V241L183 239V235L181 234V235H179V237L177 236V234L179 233L180 234V226L179 225H181V224H183L182 226H184V224L186 225V224H192L193 225V223H192V219L194 218V219H196V222H195V220H193V222H194V225H198V226H202V227H204L203 225H205V227H206V225H207V228L206 229H209L208 228V223H207V221L208 220H210V219H208L207 221H206V219L208 218H205V222L207 223V224H203V222L202 221H204L203 219L201 220V218H202V216H203V213H204V210H206L205 209V207H206V204H205V201H206V199L205 198H207L206 197V195L208 194V193H206V192H204V191H201V193H200V191L198 190ZM255 190V191H254ZM149 191V190H148ZM181 191V190H180ZM197 191V192H196ZM206 191V190H205ZM153 192H155V191H153ZM191 192L190 193H188V194H191ZM194 192L192 193V194H194ZM204 192V193H203ZM149 193H151V192H149ZM167 193V192H166ZM203 193V194H202ZM152 194H154V193H152ZM156 194V193H155ZM155 194H154V196H155ZM204 194H206V195H204ZM165 195V194H164ZM167 195V194H166ZM168 195V196H169ZM172 195V196H173ZM203 195V196H202ZM167 196V198H169ZM175 196H177V197H175ZM183 196H185V195H183ZM187 197H188V195H186ZM157 197V196H156ZM186 197V198H187ZM189 197H192V196H189ZM166 198V199H167ZM183 198H185V197H183ZM203 198V199H202ZM165 199V198H164ZM192 199H193V197H192ZM155 200H156V198H155ZM158 200V199H157ZM169 200V199H168ZM187 200H188V198H187ZM199 200V201H198ZM171 201V200H170ZM168 202V203H170L169 205L170 206H168V204L166 203V206H168V207H171V202ZM204 201V202H203ZM173 203V202H172ZM192 203V202H191ZM196 203V204H195ZM199 203H200V206H199ZM203 205H202V204ZM263 203V204H262ZM241 204V203H240ZM260 204V205H259ZM136 205V204H135ZM139 205H140V203H139ZM142 205V204H141ZM141 205H140V207H141ZM263 205V206H262ZM150 206V205H149ZM163 206H165L164 204H163ZM197 206H198V208H197ZM253 206V207H252ZM262 206V208H260ZM135 207V206H134ZM138 204H137V207H136V209H138ZM139 207V208H140ZM146 206H144V208H145ZM148 207V206H147ZM250 207H252V208H250ZM156 208V209H155ZM204 208V209H203ZM147 209V208H146ZM203 209V210H202ZM139 210V211H138ZM138 210H136L138 213L140 212V211H142L141 209H138ZM143 210H145V209H143ZM199 210V211H198ZM152 211L150 212V213H152ZM136 212V213H137ZM189 212H191V211H189ZM197 213V215H196V213ZM203 212V213H202ZM137 213V214H138ZM141 213V212H140ZM139 213V214H140ZM145 213V212H144ZM154 213V212H153ZM152 213V214H153ZM173 213V212H172ZM185 214V213H184ZM150 215L151 216H153V219H151V217H150ZM172 215H174V213L172 214ZM202 215V216H201ZM263 215V216H262ZM140 216V215H139ZM175 216V215H174ZM196 216V217H195ZM201 217V218H200ZM157 218H160V219H157ZM199 218V219H198ZM204 218V217H203ZM210 218V217H209ZM157 219V220H156ZM162 219V220H161ZM149 220H151V221H149ZM199 220H200V222H199ZM137 221H139V223L137 222ZM157 221H159V222H157ZM169 221H170V223H169ZM172 221H173V223H172ZM186 221V222H185ZM153 222V223H152ZM175 222V223H174ZM177 222H178V224H177ZM181 222V223H180ZM185 222V223H184ZM204 222V223H205ZM138 223V224H137ZM152 223V224H151ZM156 223V224H155ZM168 223H169V225H168ZM198 223V224H197ZM209 227H211V226H214L215 224H211V221H209ZM130 226H129V225ZM144 224V225H143ZM146 224V225H145ZM154 224V225H153ZM148 225V226H147ZM176 225V226H175ZM127 226V227H126ZM132 226H133V228H132ZM138 226V227H137ZM158 226H159V229H157L158 228ZM173 226V227H172ZM179 226V227H178ZM181 226V227H182ZM145 227H147V228H145ZM151 228V231H149L150 230V228ZM164 227V228H163ZM197 227V226H196ZM122 228H124V229H122ZM126 228H127V230H126ZM129 228H130V230H132V231H130L131 233H130V237H128V236H126L125 234L126 233H128L127 235H129ZM132 228V229H131ZM136 229V231H140V232H136V231H133V229ZM175 228V229H174ZM198 228V227H197ZM212 228V227H211ZM134 229V230H135ZM204 229V228H203ZM157 230V231H156ZM159 230V231H158ZM177 230V231H176ZM121 231H123V232H121ZM125 231V232H124ZM147 231V232H146ZM175 233H174V232ZM135 232V233H134ZM151 232V233H150ZM122 233V234H121ZM125 233V234H124ZM138 233H140V234H138ZM141 233H143V234H141ZM119 234V235H118ZM125 235L124 237H126V238H124V237H122L121 235ZM151 234V235H150ZM131 235L133 236V237H131ZM136 235V236H135ZM141 237H139V236ZM155 235V236H154ZM173 235V236H172ZM262 235V236H261ZM116 236V237H115ZM118 237V238H117ZM122 239H121V238ZM135 237V238H134ZM147 237V238H146ZM148 237H149V239H150V241L148 240ZM172 237V238H171ZM182 237V238H181ZM117 238V239H116ZM123 238H124V240H123ZM131 238V239H130ZM169 238V239H168ZM137 239V240H136ZM147 239V240H146ZM172 239V240H171ZM127 240H129V242L127 241ZM134 240H136V241H134ZM145 240V241H144ZM183 240V241H182ZM107 241V240H106ZM134 241V242H133ZM73 242H76V241H73ZM123 242V243H122ZM130 243V244H127V243ZM140 242H142V246H140L141 245V243ZM146 242V243H145ZM168 242V243H167ZM107 243H109V242H107ZM148 243H150V244H152L153 246L155 245L156 247H153V246H151L150 244H148ZM167 243V244H166ZM116 244V243H115ZM114 244V245H115ZM144 244H146V245H144ZM169 244V245H168ZM162 245V246H161ZM166 245V246H165ZM183 245H185V246H183ZM116 246V245H115ZM129 246H131V247H129ZM132 246H134V247H132ZM149 246H151V247H149ZM159 246V247H158ZM162 248H161V247ZM165 246V247H164ZM117 247V246H116ZM119 247V246H118ZM117 247V248H118ZM127 247H128V250L129 251H131L132 250V248H133V250L135 251V252H133V250L131 251V252H129V254H128V250H126L127 249ZM145 247H147L148 248V251H150L149 249H151V248H153V249H155L154 251H152V249H151V251L153 252V253H155V254H157V252H155V251H158V255H160V256H157V255H155V254H153L151 251H150V257H148V259L146 258V259H144L143 257H142V255H140V250H142V252L144 251V249H145ZM170 247V248H169ZM114 248V247H113ZM137 248H139V249H137ZM146 248V249H147ZM156 248H158L159 250H161V252H159V250L157 249L156 250ZM188 249V250H187ZM75 250V249H74ZM115 251H116V249H114ZM114 251V252H115ZM199 253H198V252ZM141 252V253H142ZM207 252V253H206ZM213 252H215L214 251V249H213ZM229 252V251H228ZM160 253V254H159ZM75 254V253H74ZM80 254V253H79ZM105 254H108L109 255V257H108V255H106L105 256ZM127 254V255H126ZM135 254V255H134ZM94 255V254H93ZM101 255H104L103 257L101 256ZM131 255V256H130ZM152 255H155L154 257H152ZM79 257L80 258V256L79 255H76L75 254V256H73V260H75L74 262H77L76 264H78L79 262H80V264H81V262H82V264L84 263V264H90V262H93L92 261V259H95L96 258V256H98V255H95V257L94 256H91V257H93V258H90L89 260L87 259V261L86 260H84V258H82L81 260L79 259V258H77V257ZM83 256V255H82ZM99 257H97L96 259L99 261V262H97V264L99 263L100 264V258ZM127 257V258H126ZM135 257H138L139 258V261H137V259H135ZM264 257V256H263ZM123 258V259H122ZM126 258V259H125ZM213 258V259H212ZM223 258V257H222ZM228 258V259H227ZM79 259V260H78ZM133 261H132V260ZM141 259V260H140ZM226 259V260H225ZM261 259V260H260ZM97 260H95V262L97 261ZM113 260H115L114 262H113ZM124 260V261H123ZM129 262H128V261ZM107 262L106 263H108L109 264V262H108V260H106ZM124 263H123V262ZM135 261H137V262H135ZM88 262V263H87ZM95 262H94V264H95ZM117 262V263H116ZM139 262V263H138ZM264 263V262H263ZM93 264V263H92Z\"/></svg>","mask_w":264,"mask_h":264}]
</instances>
